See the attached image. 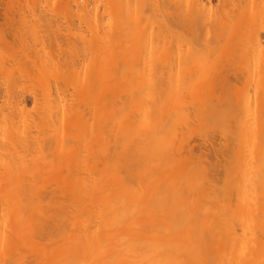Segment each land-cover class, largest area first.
Masks as SVG:
<instances>
[{"label":"bare ground","instance_id":"6f19581e","mask_svg":"<svg viewBox=\"0 0 264 264\" xmlns=\"http://www.w3.org/2000/svg\"><path fill=\"white\" fill-rule=\"evenodd\" d=\"M1 1H2V5L6 3L5 8L3 6L5 10L1 9L2 14H4V16L10 13L8 11L16 10V11H19L17 12L18 15L16 16L19 17L20 16L19 14H22L20 18L24 20L23 14H25L24 12L26 8H29L28 10L33 11L32 13L34 15L32 13L31 14L34 16L33 18L35 19L36 18L35 14H38L39 11L43 8V6L46 5L47 2L49 3L51 0H48V1L45 0L43 6H42L43 0L41 1L42 3H40V0H23V1L22 0L20 1L0 0V3ZM15 1L17 2V4L15 3ZM34 1H36V3ZM52 1L54 2L55 0H52ZM79 1L83 3L82 4L83 8L81 7L82 10L81 8H79L81 5L79 4ZM92 1L91 0H57V2L55 1L54 4L53 2L49 3L50 10H49V5L47 4L46 5L47 8L45 9V11L44 9L41 10L42 15L41 13L37 15V19L41 18L39 20L41 24L46 23L45 28H47L49 24L51 28V29L49 28L45 29L48 32L44 31V33L47 32V34L46 33L45 34L47 35L48 40H47L46 35L39 36L37 37V39L34 38L35 41L36 40L38 41V42L36 41L38 43V46L40 45V43L44 44V46L40 45L44 47V49L43 47H41L43 51L46 48H48V45H52L50 43H53L54 45L57 42L56 45L60 46V44H62L65 41V40L63 41L62 39L61 32L60 31L59 32L57 31L58 33L56 32L57 25L55 24L58 22L59 18L57 17L55 18V16L53 15L55 12L58 11L59 12L58 17H62L64 20L69 18L67 20L70 23V25L75 20H77L80 23H82L81 21H83V23L84 22L86 23L87 21L86 25L91 27V29H93L94 31L93 33V31L90 29L91 38L93 42H91L92 41L90 40L91 38H89L90 40L89 42L88 38L85 35L83 34L81 35V33H79L80 35L78 34L80 38L82 37L81 45H76L77 43L73 42V45L71 44L70 51H73L75 53L73 54V52L69 51L70 55H75L74 62L73 61L68 62L67 58L65 57L64 58L66 60L64 58L63 59L60 58L61 59L60 61V59L57 58L58 56L56 55V59H58L59 60L58 61L54 59V57H52V55H55L57 53L51 54V51H47L46 49L45 52L47 54L50 53L49 54V56H51L50 59L51 61H53V63L50 61L51 64L50 63L49 64L54 65V69L52 70L50 68L48 69L49 61H47L46 63V61L44 60L45 58L42 55L44 53H42L41 56L39 55L41 58L38 56V54H40L39 52H41L42 50L41 51L37 50L38 51L37 52L36 49H33L30 47L33 53L35 51L36 53H38L35 55V53L33 54L32 52H30L31 54H33V55H30V57L34 55L39 57V58L36 57L37 60L35 59V56L32 57L34 59L30 58L28 54L30 48L28 49V53H27V50L25 49V46L29 47V45L21 44L23 42L24 43L26 42V40H24L20 44L23 47V49L21 50L26 51L25 52L26 54L24 53V51L23 52L20 51L21 53L17 54V56H13L12 54L11 55L9 54L11 56L9 57V60L13 57L12 58L14 59L13 61L15 62L16 60L14 64L17 66L19 65L20 69H22L23 71L22 73V71L19 70V67H17L19 70V74L16 72L18 76L22 74V76L20 75L22 79L20 77L18 79V77L16 78V76L14 75L15 73L12 72L13 73L12 74L10 72L11 73L10 74L9 68L6 67L8 66L9 62L12 60L11 59L6 64L7 59L5 58L7 57L9 52L5 54L6 55L5 58L0 57L1 59L0 65L3 66V68H1L2 66L0 67V76H1L0 82H1V85L3 84L2 85L3 88L0 85V87L2 88L0 90L4 91L2 92L4 94V97L2 96L3 94H1L0 96L2 97V99L1 97L0 99L3 100L4 98L5 100L6 98L5 95L7 93L10 94V95L7 94L8 95L7 97L9 98L5 100L7 102L3 100L4 103L2 104L7 107V109H4L5 111H3V113L4 112L5 114L7 113L6 111L9 110L10 105L15 109L17 105L19 106V109L17 108V111L13 109L12 107H10V110L8 111L7 115H5L1 111L3 110L2 109L3 106L2 104L0 105V108H1L0 116L2 117V118L0 117V120L2 119V121L4 122L6 119L5 122L9 123V125H6L5 123V126L7 127L6 128L0 122L1 123L0 129L4 126L0 130L1 131L0 135L2 136V132L5 135V136L3 135L2 137L0 136L1 138L0 139V260L2 259L1 261H3L4 259L3 263L6 264L5 259L7 260L8 259L7 256L10 255L9 257L12 258L13 263L17 259L16 260L17 262L14 264H264V200H263L264 196L262 195L263 197L262 196H261L262 198L260 197L261 193L262 194L264 193L263 192L264 189L261 188L262 186H264L263 185L264 178H261V176L263 177L264 175V169H263L264 157H261V159H259V157L262 156V154H264V134L261 135V132L264 130V0H216L219 2V3L217 2L219 5L215 7L213 6L214 4L213 1L215 0H92ZM25 2H27V4ZM22 3L24 4L25 9L23 8ZM28 3H31V5H29ZM38 5H40V7ZM72 5L77 6V8L74 6L76 8V9L74 8L75 10H77L78 8L80 10L78 9L79 11H76L75 13H73ZM11 7L13 9H11ZM54 8H56L55 10L57 9L58 10L54 11ZM84 9L85 10L87 9L86 10L87 14H90L92 11H94V9H96V12H95V14L97 13L96 16H94L95 14L91 15L93 12L90 14L92 16V19H94L95 22L94 21L92 22L91 18H90L91 20L88 19L90 15H87ZM89 10H91V12H89ZM16 11H14V13ZM31 11L29 12L27 11L28 13L26 12L25 16L27 14H30ZM46 11L48 12V14ZM49 11L50 12L54 11V12L49 14ZM80 11L82 12L80 13ZM60 12L64 13L62 14L63 16L61 15ZM14 13L13 15L9 14L6 16V18L10 16L9 18H11V20L10 19L9 20L12 22V24L15 22L14 19L16 17ZM65 13H68V14H65ZM70 13L74 17H72ZM84 13L86 15H83ZM51 14L54 19L56 20L58 19L56 22L55 21L53 22L54 20L53 18L51 19ZM32 15H29V16H32ZM46 15H47V19L48 20L51 19V21H46L47 19L45 20ZM81 15H83L84 17H82ZM13 16H14V19H13L14 22L12 21ZM64 16H66V18ZM73 18L74 20H72ZM3 19H5V17ZM43 19L45 20V22ZM5 20L8 21V19H5ZM89 21L91 22L89 23ZM74 23L72 26L76 25V24L74 25ZM92 23L93 25H91ZM59 26L60 25H58V30L60 28ZM60 30L62 31V29ZM11 33H12V30H11ZM16 33H14V35ZM20 33L23 34V36H25L24 35L25 32L23 33L20 32ZM49 33H51V35ZM59 33L61 34L60 35L62 39L61 43H58V41L61 40L59 38V35H57ZM75 34L76 33L73 34L74 35L73 38L77 36ZM1 35H2L1 39L3 37L5 38V35L4 36L3 34ZM16 35H15L16 38L13 37V39L17 41L19 36L18 34ZM6 36H7V33H6ZM43 36H45L46 38L45 37L43 38ZM49 36L52 38H50ZM54 37H56L55 40L53 39ZM57 38H59L60 40ZM3 39L2 41L4 42ZM21 39L23 40V37ZM21 39L19 40L21 41ZM25 39L28 40V38H25ZM39 40L41 42H39ZM28 41L31 44L30 46H32V43H33L32 40L31 42L30 40ZM42 41L43 42L46 41V44L42 43ZM34 43L33 45L37 46L35 45L37 43L35 44ZM82 43L84 44L82 45ZM93 43L95 44V46H93L94 45ZM7 45L8 44H6V46ZM10 45L11 44H9L8 46ZM45 45H47V47ZM225 45H226V48H225ZM228 45H231L229 46L230 49L227 48ZM82 46L85 48L87 47V48L84 49ZM62 47L61 48L58 47V48L62 50ZM79 48H82L83 50H86V51L89 50L90 53L91 52H93L94 54L96 53L95 55H93L92 53L89 55H92V58L90 57L92 59L91 63L94 64L96 60V64H97V65L94 64L96 65L94 66L96 71L95 69H94L95 72L91 70L93 75L92 73L90 74V72L88 75V73L86 72L84 73V71H83L84 73L83 74L82 72H79V70H77L79 73L83 74V75L80 74L83 78L80 75L77 78L78 79L77 81H79L80 80L79 78L81 77V81H80L81 84L79 85L78 83L80 88L78 87L77 83H75V79H72L73 77H76V75H78V72L74 74V72L72 73V71H70L73 69H81L82 64H83L82 68H86L84 67L85 61L83 60L84 51ZM227 49L232 50V52L227 51ZM75 50H79L80 52L78 53ZM81 50L83 52H81ZM223 50H226L227 52L225 53H227L228 55H231L232 57L231 56L229 57L226 54L224 55ZM221 52L224 56L223 58H222ZM0 53L3 55L2 52ZM81 53L83 55H81ZM229 53H232V54H229ZM22 54H25V56ZM27 54H28V58H26ZM20 55L23 56V57L21 56L23 61L27 60V64H28L29 58L30 60L32 59L31 61H33V63L35 62L34 65L31 62L32 67L29 63V66L31 69L30 68L28 69L30 70L26 68L28 65L27 64L25 65V62H20L22 61L19 58ZM68 55H66V57ZM78 55L79 57L76 58V56ZM95 56H96V59L94 58ZM16 57L20 60H17ZM42 57H43V60H41ZM80 57H81V60L79 59ZM227 58L229 59L227 60ZM76 59H79L80 63L82 60L84 62L81 63V65H79V62ZM84 59L86 60V57H84ZM57 61L59 62V66L60 64L62 66L59 67ZM75 61L77 64L75 63ZM17 62L20 64H17ZM44 62L46 64L45 67L48 69V70L46 69L45 72L42 70V67L40 68V66L43 65ZM70 64L72 65V67H70L71 66ZM23 65L25 66L26 69L22 67ZM78 65L80 66V68L78 67ZM4 66L8 68L7 69L8 71L6 70ZM32 68L35 69L36 71L35 70L31 71L33 70ZM55 68L56 69L58 68L60 70L58 69L56 70ZM62 68L64 71L62 70ZM256 69H258L257 71V73L259 72L258 75L257 74L254 75V72L256 73ZM1 70H2V73H1ZM46 71H49V72H46ZM56 71H58V73H56ZM30 72L33 73V76ZM129 72H131L132 75L134 73L133 78H134V82L136 83H133V81L130 79L129 76L131 74ZM136 72H139V73H136ZM140 72H141V75H139ZM143 72L145 73L147 72V74L145 75ZM156 72H159L161 77L159 76V74L157 75ZM202 72L203 73L207 72V73L202 74ZM208 72L211 73L210 76ZM215 72L219 73L220 75L219 74L215 75L216 74ZM246 72L248 73L245 76L244 74ZM54 73L56 75H54ZM67 73L68 75L66 77ZM152 73L157 78L156 80L154 79L155 77L152 75ZM172 73L174 74V76L171 75ZM231 73H235V74H231ZM3 74H5V78L3 77L4 76ZM28 74L30 77L28 76ZM57 74H59L60 76H58ZM148 74L151 76L150 77L151 79L149 78ZM84 75L89 76V77L86 78ZM175 75H179L178 77L181 76L178 82H177L178 80L177 76ZM202 75L204 76L206 75L205 77L208 79L209 77L210 79L213 78L212 76H214L215 79L218 76L219 77L216 80L212 79L214 80V81L211 80L212 84L209 83L210 79L209 80L207 79L208 80L207 82L209 83V85L207 83V86H204L203 81H205L206 78L204 76L202 77ZM207 75L209 77H207ZM243 75L245 77H243ZM251 75L253 76L251 78L254 80H250L251 78L249 76ZM139 76H142L143 78ZM172 76L175 78H173ZM12 77H15L14 80ZM147 77L150 79V82L148 81ZM38 78L41 79L42 81L39 80ZM200 78H203V80L201 81ZM1 79L5 80L7 84H5L6 83L5 81H4L5 83L1 81ZM16 79H18V82H16L17 84L15 83ZM20 79L23 82L27 81L28 79L29 80L28 82L30 83L31 86L35 85V87L33 88L31 87L33 91V95H34L33 97L35 98L33 100L36 101L35 105L38 108V109L36 108L35 109L36 111H34L32 114L35 116H32L31 114H29V111L26 108H24L26 107L24 103L23 105L20 104L19 101H21L22 103V98H20V96H19L20 99L18 98L19 100L14 98L19 95L18 89L20 90V83H21ZM71 79L73 80L75 84V85L74 84L72 85L74 86L77 85V87L73 86L72 88ZM146 79L149 82L147 83L151 84L150 87H148V84H146L145 82ZM50 80H55V84L53 85ZM83 80H86V81H83ZM9 82L11 85L12 84L13 85L10 86ZM32 82L34 84H32ZM137 82L139 83L142 82V83L141 85H139ZM242 82H244V84H242ZM68 83H69V86L71 85V89L73 91L69 89L68 85H66ZM4 84L6 85L7 89L4 87ZM241 84L243 85L241 86L242 89H239L241 88L239 87ZM36 85L37 87H39L40 90L36 88ZM205 85H206V82H205ZM8 87H9V90H8ZM133 87L135 88L132 89ZM145 87L146 88L148 87L149 89L147 88V91H146L144 90L146 89ZM13 88L17 89L16 90L17 96L14 93L15 89L14 91H12ZM140 88H142L144 92L148 93L149 95L145 93L147 97L146 96L141 97L142 96L141 93L143 90H141ZM253 88H255V92L257 94L254 91H252ZM139 89L141 91H139ZM150 89H152V91H150ZM134 90L140 92L141 94L140 98L142 100L137 98V96L140 94H137L139 92L134 93ZM173 90L175 91L174 92L175 94H173ZM234 90L235 92L236 90L237 91L240 90L238 93H240L241 96L239 97V95H237V92L234 93L233 92ZM69 91H71V93H68ZM153 91L155 92V94H153ZM250 92H254L253 93L254 98L252 96L253 94ZM34 93H38V94H34ZM66 94L67 96L64 97ZM130 94H132L133 99L134 98L138 99V100L136 99V101H140V100L141 101L136 102L135 99L133 101L132 96H129ZM161 94H164V95L166 94V95L164 96ZM177 94H179V98L177 97L179 101L176 104H173L174 102L177 101L175 99L176 96H178ZM233 94L235 96H238L239 98L234 97ZM11 95H13L14 97ZM68 95L72 100L68 99L69 98ZM70 95H72V97ZM154 95H157L155 96L156 99L158 98L160 99V97L162 96L166 97V99L162 97L161 99L163 98L165 99L164 102H162L163 100L161 99L156 100L155 97H152ZM169 95L175 96L174 98H172L173 102L170 101L171 97ZM120 96H123L124 99ZM124 96H127L126 99L128 97L131 98L132 100L130 102L131 104L129 103L128 105V103L125 102L126 99ZM148 96H151L150 101L153 103V105L148 100ZM168 96H169V99H168ZM10 97H13L14 99ZM233 97L236 99L233 100ZM130 98L127 99V102L128 100L130 101ZM122 99L125 101L121 102L120 100ZM153 99L159 102H156L157 103L156 104L155 100ZM15 100H17V103L15 102ZM66 100H69L68 106L65 105L64 103L66 102L67 104L68 101ZM75 101L78 103H76ZM86 101H89V102H86ZM119 101L121 102L120 105H119ZM62 102L65 106L62 105ZM124 102L128 106L124 105L125 104ZM170 102H172L173 106L170 105ZM87 103H89L90 105H88ZM39 104L42 107H39ZM144 104L145 105L147 104L149 106L152 105V107L150 108L149 106H147L151 113L149 112L147 113L148 111V108H147V111L144 110V115H143L142 113L143 111L141 109L145 107ZM139 105L140 107L142 106V108L140 107L138 108ZM253 105L255 106L254 110L256 112H257L256 109H258L257 113L254 112V110L251 108ZM123 106H125V108L130 107L129 112L126 109L127 110L126 114H125L124 108H122ZM60 107L62 108L61 111H60ZM80 108H82V110ZM87 108L89 109V111L87 110ZM121 108L123 110L122 113L120 110ZM12 110L13 111L15 110L17 113L23 110V112L21 111L20 113H22L23 115L24 112H26V114L29 117L25 114L24 115L25 117H23V119L21 118L22 120L21 121L19 118L21 115L20 114L17 115L15 111L14 112L16 115L14 113L12 115L11 114L13 112ZM63 110L65 113H61L63 112ZM10 111L12 112L10 113ZM67 111L68 113H66ZM88 112H89V115L87 114ZM119 112L122 115L121 114L118 115ZM132 113L135 116H133ZM137 113H139V116L141 114L142 116V117L140 116L141 119L138 118ZM173 113L175 114L177 113L176 116ZM2 114L5 116H3ZM10 114L12 116H9ZM39 114L42 117L41 122H40V116H38ZM171 114H173L172 115L173 118ZM253 114H255L256 117ZM117 115L120 118L119 117L117 118ZM252 115L255 117V118L253 117L254 120L252 118ZM15 116H18V117H15ZM36 116H37V120L34 119V117L36 118ZM128 116H130L131 119L133 120H131ZM247 116L251 117L252 120L249 119V121H247L249 118ZM3 117H6V118H3ZM7 118L9 119V121H7L8 120ZM15 118H17V121L18 122L20 121V122L19 123L17 121L14 122ZM26 118L29 120L27 121ZM208 118L210 119V122L212 120L211 125L212 124L214 125L215 122L216 124L214 126L208 125L209 123L208 122L209 120H207ZM172 119L175 120L174 122L176 124L172 122L173 121ZM213 119L214 120L216 119L215 122L213 121ZM120 120L124 122L122 129H120L121 126H118L120 125ZM205 120H206V123L208 122L207 124L205 123ZM256 120L257 122H255ZM31 121L34 122V124H32ZM90 121L92 122L90 123ZM230 121H232V124ZM23 122H24L23 128H20ZM221 122L222 124H220ZM242 122L244 124H242ZM247 122L249 123L252 122V123L247 124ZM253 122L255 123L256 126L253 125L254 124ZM29 123L31 124V126L29 125ZM57 123L61 124V125H58V128H57ZM126 124L128 126H126ZM178 124L180 125L178 126ZM201 124L202 126L205 125V127H202V126L200 127L199 125ZM39 125H41V127ZM171 125H173L172 126L173 128H171ZM229 125H231V127ZM261 125L263 126L260 127ZM10 126L12 127L9 129ZM59 126H61L62 129ZM63 126L64 127L67 126V128H70L71 130H68L66 133H63V129H64ZM184 126L186 127L187 131ZM235 126H238V127H235ZM25 127H27V129ZM135 127L138 128L136 129L137 132L134 130ZM179 127H183L184 129L180 128V131H179L178 129ZM194 127H198V129L195 128L197 129L195 130ZM223 127L225 128L226 131L224 130ZM192 128L197 132L194 133L193 132L194 130ZM200 128H203V129H200ZM235 128H237L236 129L237 131L235 130ZM247 128H252V129L249 130ZM6 129H8V132H6L7 131ZM31 129H34V131ZM36 129L40 131L39 133L41 136L38 134V131H35ZM51 129L55 133H53ZM168 129L169 131L171 130V132H172V129H175L176 131H178V134L175 135V133L177 132L174 130V132L172 133L170 132L169 134V135H172L171 137H166L165 133L167 134L169 133L167 132ZM204 129H206V132ZM212 129L214 131H212ZM28 130L29 131L31 130L32 133H29ZM43 130L44 132L42 133ZM46 130H48L49 132L48 131L46 132ZM139 130L142 133L145 132V134L143 133L144 136L142 137L138 136L139 137L138 138L135 135L140 134L138 132ZM246 130H247V134L245 133ZM256 130H258L259 132ZM86 131L87 132L89 131L90 133L89 132L87 133ZM211 131L215 132L213 133V135H216L217 131L218 132L222 131L221 133L222 135L224 134V137L219 135L220 132L216 136L218 137L219 135V139L223 137L222 138L223 142L219 141V143L216 144L218 142V140L216 139L217 137L214 138L213 136L212 138V135L208 137V138H211L209 142H205L204 139L205 138L208 139L206 136H208L211 133ZM57 132L58 133L61 132L60 136ZM68 132H70L69 134L74 137H70ZM129 132L131 134H129ZM181 132H183V134ZM199 132L205 133L204 134L205 137L203 136V134L201 135ZM207 132L209 133L208 135H207ZM226 132L229 133V136H231L230 134H232V136L234 137L237 135L236 136V138H238L237 141L240 142L243 140L244 146L242 145L243 141L242 143L240 142L241 144L239 142L236 143L235 142L236 139L232 136H231L232 140H234L233 142H231L232 140L229 139L230 138L229 136H228L229 138L227 137L228 139L225 141L224 139H226L225 137ZM188 133L192 134L195 138H193L192 135H188ZM256 133L261 137L257 138L258 136ZM29 134H31V136ZM54 134L57 138L60 137V140L62 139L63 142L57 139L56 137H54L53 136ZM127 134H129V137ZM198 134L203 136L202 140L200 138L201 136L199 137ZM253 134H254V137L252 136ZM26 135L27 137H29L28 140L25 137ZM51 135L55 139L52 140ZM124 135L127 136L126 139L129 138V140H126V144L122 143L124 145V146L122 145L123 146L122 147L120 146L121 145L120 143L122 142L121 137H124ZM131 135H133L134 137L132 138V140L130 139ZM182 135L183 136L185 135V136L183 137ZM242 135L246 136L247 138L246 141L248 140V142H245L244 140L245 137H243ZM45 136L46 137L49 136V137L46 138ZM76 136H79L78 138H82V139L83 138L85 139V137L87 136L95 138L93 139V142L91 141L92 143L95 142V144L93 145L96 146V148L95 146H92L91 148L92 149L91 151L93 152L92 156L90 153L91 151L87 149L89 150V152H87L85 148H84L85 152H87L85 153L86 156L83 154L84 149H83L82 144H81V147L78 146L80 143V141L79 142L77 141L78 138L75 139L77 141V144L73 143V146L76 145L75 146L76 149L75 147L73 148V146L71 145L69 147L68 146L66 147V145L65 146L63 145L64 142H65L64 144H66L67 141H70L69 139H72V138L74 139ZM118 136L120 137V139ZM197 136L199 138L198 139L199 142L198 140H196L198 143L195 140H194L195 142L193 141V139H196ZM251 136L253 140L249 138ZM35 137L38 138V140H40L41 142L43 141L42 143L44 144L47 143L44 140L47 141V139L50 138L51 141L50 139L48 141L54 142L55 144H52L54 147H52L51 144H50L49 149L47 148L49 144H47V147L45 145L46 148L42 147L44 144L39 142ZM188 138L190 139V141H188ZM123 139H125V137ZM23 140L24 141L27 140L26 142L33 140L32 143L34 142V144L35 143L37 144L41 143V144L34 145L31 142H28L26 144L24 143ZM64 140H67V141H64ZM75 140H71V142L72 141L74 142ZM85 140L86 141L88 140L89 145H92L90 144L89 138H86ZM86 141L85 143H87ZM192 141L194 142V144ZM200 141H203V144H201ZM227 141L231 142L230 144L236 143L235 145L234 144L232 146L230 145L231 147H234L235 149L231 148L229 144H226L228 143ZM254 141L255 143H253ZM71 142L70 143L67 142V143L71 144ZM188 142L190 143L192 142L191 144L193 145H190V143ZM220 143L224 147L226 145L225 147L226 149L227 147H230L227 149V153L230 150L232 151V154L236 151L233 154V156L230 152L228 153L229 155L225 156V154H227L225 152L226 149L224 147L223 149ZM245 143L246 144L249 143V147ZM15 144L16 145L21 144L20 148L22 149V151L21 149H19V151L17 152L18 149H15ZM28 144H30L29 146L33 147V149H36L38 153L36 152L35 154L33 150L28 151L31 148L30 147L28 149L29 147ZM252 144L253 145L255 144V145L251 149L250 147L253 146ZM56 145L57 146L59 145L61 147L58 146V148L57 147L55 148ZM195 145H196V148H198V150L200 151L198 152L199 155L198 153L197 154L195 153L197 151L192 150V149H195ZM199 145L201 146L197 147ZM215 145L217 146L220 145L221 146V147L219 146L220 149L219 147H215ZM38 146H40V148L42 147L43 152L44 150L47 151L48 149L47 153H50L49 151L51 150V147H52L53 148L51 151V153L53 152L52 157L53 158L56 156L57 157L54 159L51 158L50 157L51 153H50V155L48 156L50 157V160L52 161L50 160L43 161L42 159L45 156H43L44 154L42 153L41 149ZM241 146L244 149L241 150L242 148ZM24 148L26 149L23 150ZM61 148L67 149L68 151L67 157H65L66 152H64L63 154L60 153V152L65 151V150H61ZM71 148L74 150H71ZM118 148L121 149L120 151H122V152H119L120 154L118 153V150H119ZM215 148L218 150H221V149L222 150L220 152L216 150ZM127 149L129 150L127 151ZM239 149L241 151H239ZM160 150H162V153H164L163 154L164 156L162 155ZM245 150L247 151V153L245 152ZM40 151L41 153H39ZM80 151H83L81 152L83 155L80 154ZM124 151H126L125 152L126 154H128L129 152V155L126 156ZM130 151L132 152L133 157L130 156L131 155ZM169 151H172L171 153L175 151V153L173 154L168 153ZM193 151L195 152L192 153ZM29 152L30 153L32 152L31 154H33V156L35 157L34 159H31L33 158V156L30 157L31 154L29 156H26L28 155ZM218 152L222 153V156L220 155L219 156L223 158L218 159ZM122 153L126 156V158H124L125 156H123ZM158 153L160 156L158 155ZM69 154H71L70 157L68 156ZM156 154L158 157H155ZM248 154H250L249 157L252 156V154H254L252 156V159L248 157ZM201 155L206 156V157L212 156L213 160L216 156L218 160L225 159L224 162H227L228 159L229 160L232 159L230 160V162H228V164L223 163V161L222 162L220 161L219 163V164L221 163L225 164L224 166L223 165L222 166L225 168V172H229V173H225L226 181L225 183L223 182L224 184L223 183L222 184L228 185V186H225L226 188L227 187L230 188L231 186L233 187L235 185L233 188H236V190L239 193L238 195L235 189L229 190V191L227 190L228 194L224 192L225 196L220 194L221 192L220 191L218 192V190L215 189V187H219L217 189L222 191V188H220L222 187V185H218V184H217L218 186L215 185L216 183H218L215 180L216 175L215 174L212 175V173H209L210 170L207 171L208 167H211V169L214 170L212 168L213 164H211L210 166L207 165V162L209 163H213V162L208 161V159L210 160V158L207 159L206 157L204 158ZM38 156L42 158L40 159ZM84 156L86 157V159H88V161L85 162L86 159L84 160L85 158ZM90 156L93 158H91ZM129 156L130 158H132V160L129 158ZM192 156H193V159L195 160L199 156H201L200 157L201 161H200V158H198L197 161L190 160L192 159ZM4 157H5V160H4ZM6 157L8 158V161H6L7 160ZM63 157L64 159H66L64 161L66 163H64L63 160H61L63 159ZM118 157H119V160H117ZM128 158L130 160H128ZM141 158L142 159L145 158V161H143L142 164L144 162L145 164L147 163L146 158L151 161H153L152 159L157 160L151 163L148 162V164L150 165L152 164V166H155L156 162H158L159 159H161V161L163 159L162 162L164 163L165 161L167 164H165L166 167L163 168L162 167L163 164L161 165L162 162L159 161V163H157L158 165H156L157 168L155 167V170L152 167L151 169L150 167L148 169L147 168L148 164L146 165V168L141 167L144 165V164L142 165L140 162ZM203 158L204 160L206 159L205 163L208 167L204 165V163H200L204 161V160L202 161ZM35 159H37L36 162H35ZM125 159L128 160L129 164L128 162H126L127 160L125 161ZM212 159L211 161H213ZM233 159L236 160L237 162L234 161ZM246 159L247 161L251 159L252 162L251 160H249L250 162L249 161L246 162ZM22 160L24 161V163L22 162ZM123 160L127 163V165L124 164L125 162ZM18 161H21V163ZM27 161L31 163L30 167L27 166L28 164L30 165V163H28ZM48 161L50 163H48ZM92 161L95 163H93ZM131 161L132 163H130ZM69 162H70V165L68 164ZM61 163L64 165H61ZM72 163L74 165H72ZM85 163L86 165L87 163L91 164V167L90 166L88 167V165L86 166ZM120 163L121 164L123 163L124 165L123 164L121 165ZM153 163H155V165H153ZM195 163L197 164L195 165ZM67 164L70 167L67 166ZM214 164H216V161H214ZM252 165L254 167L252 168L254 171H256V168L260 169V170H257V171H260V172H257L258 174L255 173L256 176L259 175L260 177L254 176L255 174L251 172L252 175L254 174L253 177L257 178V181L259 184H257V181L255 182L253 181L254 178L251 177V175L247 174L250 171H253L251 169ZM62 166L64 167L59 168ZM121 166H123V168H121ZM196 166L197 168L198 167H201V168L198 170L197 168H195L194 170V167ZM248 166L249 168H247ZM258 166H260V168ZM83 167H86L87 169ZM232 167L233 168L236 167V168L232 170ZM160 168H163L161 169V173H160L161 176L160 174H158L160 171ZM243 168L245 169V172L243 171L244 170ZM152 169L154 171H157L158 169L157 173L154 172ZM246 169H249V171L247 172ZM152 171L154 172V175ZM194 172H195V175H194ZM203 172L205 176L208 175V178L211 177L212 178L211 180H214L213 181L214 183L210 180L212 183L209 182L210 185L207 184L208 183L207 177L205 178L203 175L202 178L204 177L205 179L201 178V174H203ZM232 172L233 174H231ZM155 173L157 175H155ZM197 173L199 175H197ZM229 174L233 176L235 175V176L233 177ZM237 175H240V177H238ZM244 175L245 176L247 175L246 179L244 178L245 177ZM195 176H198V177H195ZM236 176H237V179H239V183H237V180L235 179ZM190 177L192 180L189 179ZM230 177L232 178V180L230 179ZM247 179L249 180L248 181L249 183L244 182V180L247 181ZM189 181L190 182L194 181V184L193 182H191L192 183L191 185ZM251 181L252 183H250ZM200 182H202V185ZM262 182L263 184H261ZM203 184H204V187H203ZM211 184L214 186V188L211 187L212 186ZM243 184H247V186ZM186 185L188 186V188L190 187V189H188ZM243 186L246 187L244 189L245 191L250 190L251 194L249 195L248 191L247 193L250 197H253L252 199L251 198L250 200L245 199L247 198L248 195H246L247 194L246 192H245L246 194L244 193V190L242 194ZM192 187L194 190L191 189ZM250 187L252 188L254 187L253 189L255 191L254 190L252 191V188L250 189ZM197 188L200 189L201 192L200 190L198 191ZM257 189L258 191L260 190V193L256 191ZM192 190L193 192L195 191L194 196H193V192H192V196L190 195ZM206 190L208 191L211 190V191L210 192L207 191L206 193ZM181 191H183L182 193L185 196L181 193ZM231 191L236 192L235 197H234L235 199L233 197L231 198L228 197L229 194L233 193V192L231 193ZM251 191L255 193V195ZM184 192H189L190 194L188 193L189 195H186V193ZM216 192L217 194H219L218 196L216 195ZM256 192L258 193L257 195L260 194L258 197H256L257 196ZM168 194H171V196L169 195V197L171 199L173 198L172 200H170V198L168 197ZM211 194H215L216 197ZM243 195L245 197H242ZM211 196H214V197H211ZM220 196L221 198H219ZM232 198L234 200H231ZM237 198L240 200L239 202L237 201L238 200ZM258 198H260L261 201ZM219 199L221 201H219ZM241 199H244L246 202L248 200L249 202L251 200L253 202L251 201L250 203H245L244 200H241ZM214 201L217 203V205ZM222 201H223L222 205L226 207V209H223L224 213L226 212L228 216L222 212L223 211L222 208H224L222 207L220 203ZM242 201L244 203L243 204L244 207L243 205H241ZM233 203L234 204L236 203L235 204L236 206ZM220 205H221L220 212H222L223 214L219 212ZM235 207L238 208V211H235V209H237ZM241 207L244 208V209L242 208L243 212L240 210ZM245 210L246 212L244 213ZM247 211H249L250 213H247ZM233 213H237V214H233ZM246 213L248 215H245ZM218 214L219 215L222 214V215L219 216ZM223 215L224 217H222ZM249 216L251 219L249 218ZM228 217L229 218L231 217L232 219L231 218L229 219ZM226 218L228 220H225ZM6 219H9V220L7 221ZM236 219L237 221H240V220L241 221L237 222ZM244 219L251 220V221H247L248 223L253 222L254 224L255 221L257 223L255 225L249 223L246 226V225H243V223L245 224L246 221H243L242 223V220ZM222 220L223 221L225 220L224 221L225 224L223 223L224 226L221 227V224L223 222ZM232 222L234 223L233 225H232ZM236 223H239V224H236ZM236 225L238 227L240 226L238 228V231L240 230L239 231L240 234L238 231L235 230V228L237 227ZM233 226L235 228H233ZM256 226H260V227L258 228ZM223 227L225 231L223 229L221 230V228ZM247 227L248 228L250 227L249 229L251 230L250 231L251 236H249L250 234H247V231L249 233V229ZM240 228H242L243 230L247 228L246 229L247 231L244 230L245 232L244 233L243 230ZM260 228L261 230L258 231ZM255 229H257V231ZM255 232H258V233H255ZM13 247H15L16 250H14ZM4 249H5V252H4ZM16 254L17 256H14ZM1 255H4V256L1 257ZM11 258H9L8 260L11 261ZM13 258H15V260ZM1 261H0V264H1ZM6 262L7 264L8 263L10 264L9 261H6Z\"/></svg>","mask_w":264,"mask_h":264},{"label":"rangeland","instance_id":"374dc122","mask_svg":"<svg viewBox=\"0 0 264 264\" xmlns=\"http://www.w3.org/2000/svg\"><path fill=\"white\" fill-rule=\"evenodd\" d=\"M17 1H20V0H17ZM22 1H23V0H22ZM22 1H21V2H22ZM41 1H42V0H40V3H42ZM46 1H48V0H46ZM55 1L57 2V0H55ZM55 1L53 2V1L51 0L50 2H53V4H54ZM91 1H92V0H91ZM31 2H32V1H31ZM34 2L36 3V1H34ZM37 2H39V1H37ZM44 2H45V0H43L42 6H43ZM50 2H49V3H50ZM217 2H218V1H216V0L213 1V3H214L213 6H214V7L219 5V4H218L219 2H218V3H217ZM15 3L17 4L16 1H15ZM25 3L27 4V2H25ZM49 3L47 2L46 5H47V4L49 5ZM92 3H93V1H92ZM3 4H4V2H3ZM5 4H6V3H5ZM5 4L2 5V1H1V3H0V5H1V7H2V8L0 7V19H1V20H0V24H2V25H0V29H1V30H0V52L3 53V52L5 51V52L3 53V55L0 53V54H1L0 57L5 58V57H6L5 54H7V53L9 52L8 55H7L8 58H7V57L5 58V59H7V60H6V64H7L8 61H10V60L13 58V57H12V58L9 60V57H11V56H10L11 54H12L13 56H17V54H20L21 52L24 51V50H23V51L21 50V49H23V47L21 46V44H23V45H25V44L27 45V44H28L29 47H28V46H25V49L27 50V53H28V49H29L30 47L33 48V49H36V51H37V50H38V51H41V50H42L41 52H39L40 54L36 53V51H35L34 53H35V55L38 54V56H39V55L41 56V54L44 53V54H42V55L44 56V58H45L44 60L46 61V63H47V61H49V62H48V69L50 68V69L52 70V69H54V65H53V64L50 65V64H51V62L53 63V61H51V59H50V58H51V56H49L50 53L47 54V53L45 52L46 49H47V51H51V54H52V53H57V54H55V55H52V57H54V59H56V55H57V56H58L57 58H59V59H60V58L63 59V58L65 57V58H67V61H68V62H69V61H70V62H71V61L74 62L75 55H70L69 51L71 50L70 47H71V44L73 45V42H76V43H77V44L75 43L76 45H81V42H82L81 39H82V37L80 38V37L78 36V34L81 33V35H82V34L85 35V36L88 38V40H89V38H91V32H90L91 27H89L88 25H86V24H87V21H86V23H85V22L83 23V21H81L82 23H80V22H78L77 20H75V21H73V23L76 22V23H74V25H75V24H76V25H75V26H72L73 23L70 25V23H69L68 20H67V19H69V18H67L66 20H64L62 17H58V15H59V14H58L59 12L57 11L58 9L55 10L56 8H54V11H57V12H55L53 15L55 16V18H56V17L59 18V20H58V19H57V20H58V22L60 23V24H59L58 22H57L58 24H57V23H56V24L54 23L55 25H57V30H56V32H57V31H58V32L60 31L62 35H61L60 33L57 34V35H59V38H60V39H61V36H62L63 41H64V40H65V41H64L62 44H60V46L56 45L57 42H56V44H54V45H53V43H50V44H52L54 47H53L52 45H48L49 50H48V48H46L47 45H45V46H46V47H45L46 49L43 51V49H44V47H43L44 44H41V43H40V45H43V46H40V45L38 46V43H37L38 41L36 40V41H37V42H36V41L34 40V38L37 39V37H39V36L46 35L48 31L45 30V29H48V28L51 29L50 26H49L50 24H49V25L47 24L49 27L47 26V28H45V27H46V26H45L46 23H42V24H41V23L39 22V20L41 19L40 17H38V18H40V19H37V15H38V14L41 13V15H42L41 10L44 9V11H45V9L47 8L46 5H44L42 9L40 8L41 10L39 11L38 14H35V16H36L35 19H36L37 21L33 18V17H34V16H33L34 14L32 13L33 11L28 10L29 8H26L25 12L23 11L25 14H26L27 11H28V12L31 11L30 14H27V15H26L28 18L25 16V14H23V18H24V20H23L22 18H20V16H22V14H19V15H20L19 17L16 16V15H18L17 12H19V11L14 10V11H16L15 13H14V11H12V10L8 11V12H10V13H8L7 15H9V14H12V15H13V13H14L15 16H16L15 19H14V16L12 17V21L14 22V20H15V22L12 24V22L10 21L11 18H9L10 16H9L8 18H6L7 15L4 16V14H2V10H1V9H4V8H5V6H6ZM19 4H21V3H19ZM22 4H23V3H22ZM26 4H25V5H26ZM28 4L31 5V3H28ZM79 4H81L80 7H79V8H81L83 3H81V2L79 1ZM40 5H41V4H40ZM40 5H38V6L40 7ZM3 6H4V8H3ZM22 6H23V8L25 7L24 4H23ZM42 6H41V7H42ZM74 6H75V5H72V7H73V9H72L73 11H72V12H73V13H75L76 11H79V10H80L79 8H78L79 10H78V9L75 10V9L77 8V6H75L76 8H75ZM51 7H52V6H51ZM23 8H22V10H23ZM74 8H75V9H74ZM82 8H83V7H82ZM82 8H81V10H82ZM11 9H13V8L11 7ZM24 9H25V8H24ZM51 9H52V8H51ZM4 10H5V9H4ZM49 10H50V5H49ZM74 10H75V11H74ZM84 10H85V9H84ZM86 10H87V9H86ZM86 10H85V11H86ZM92 10H93V9H92ZM233 10H234V8H233ZM54 11H53V12H54ZM85 11H83V12H85ZM11 12H12V13H11ZM28 12H27V13H28ZM46 12H47V11H46ZM53 12H50V11H49V14H50V13H53ZM81 12H82V11H80V13H81ZM89 12H91V10H89ZM92 12H93V13H92ZM92 12H91L92 14L90 13L91 15L95 14L96 9H94V11H92ZM3 13H4V11H3ZM5 13H6V12H5ZM20 13H21V12H20ZM31 13H32L33 15H32ZM60 13H61V15L64 14V13H62V12H60ZM77 13H78V12H77ZM1 14H2V15H1ZM45 14H46V13H45ZM47 14H48V12H47ZM55 14H57V15H55ZM65 14H68V13H65ZM70 14H71V13H70ZM86 14H87V11H86ZM86 14L84 13L83 15H86ZM90 14H87V15H90ZM96 14H97V13H96ZM96 14H95L94 16H96ZM236 14H237V12H236ZM29 15H32V16H29ZM61 15H60V16H61ZM71 15H72V14H71ZM74 15H76V14H74ZM77 15H78V14H77ZM83 15H81V16L84 17ZM91 15L88 17V19H90V18L92 19V16H91ZM2 16H4L5 19H8V21L5 20V19H3L4 17H2ZM24 16H25L27 19H26ZM39 16H40V15H39ZM43 16H44V15H43ZM49 16H50V15H49ZM62 16H63V15H62ZM97 16H98V15H97ZM30 17H31V18H30ZM45 17H46V18H45ZM45 17H44V18H45V20H46V19H47V15H46ZM64 17L66 18V16H64ZM72 17H74V16L72 15ZM77 17H78V16H77ZM85 17H86V16H85ZM16 18H17V19H16ZM19 18L21 19V21H20ZM42 18H43V17H42ZM52 18H53V16H52V14H51V19H52ZM95 18H96V17H95ZM9 19H10V20H9ZM13 19H14V20H13ZM51 19H50V20L47 19L46 21H51ZM53 19H54V18H53ZM78 19H79V18H78ZM91 19H90V20H91ZM97 19H98V17H97ZM18 20H19V21H18ZM43 20H44V19H43ZM43 20H42V21H43ZM45 20H44V22H45ZM57 20L54 19L53 22H54V21L56 22ZM72 20H74V18H73ZM81 20H82V19H81ZM6 21H7V22H6ZM42 21H41V22H42ZM93 21H94V19H92V22H93ZM21 22H22V23H21ZM34 22H35V23H34ZM53 22H52V23H53ZM70 22H72V21H70ZM90 22H91V21H89V23H90ZM94 22H95V21H94ZM38 23H39V25H38ZM35 24H36V26H35ZM43 24H44V25H43ZM78 24H79L80 26H79ZM58 25H60V26H59V27H60L59 30H58ZM61 25H62V26H61ZM91 25H93V23H92ZM12 26H13V27H12ZM70 26H71V27H70ZM3 27H4V29H3ZM38 27H39V29H40V27H41V29L39 30ZM42 27H43V28H42ZM11 28H12V29H11ZM18 28H19V29H18ZM21 28H22V29H21ZM9 29H10V30H9ZM17 29H18V30H17ZM60 29H62V31H61ZM11 30H12V33H11ZM52 30H54V29H52ZM91 30L93 31V29H91ZM15 31L18 32V33H16ZM26 31H27V32H26ZM36 31H37V32H36ZM38 31H39V32H38ZM42 31H43V32H42ZM44 31H47V32H45L46 34L44 33ZM20 32H22V33L25 32L26 34L24 33V35H25V36L27 35V36H26V37L23 36V34H21ZM30 32H31V33H30ZM51 32H52V31H51ZM54 32H55V31H54ZM54 32H53V33H54ZM58 32H57V33H58ZM6 33H7V36H9V37L6 36ZM14 33L18 34V36H19V38H18L17 41L13 39V37H14V38L17 37L16 34H15V35H16V37H15ZM27 33H28V34H27ZM29 33H30V34H29ZM37 33H38V34H37ZM39 33H40V34H39ZM42 33H43V34H42ZM74 33H76L75 35H77V36L73 38V36H74L73 34H74ZM93 33H94V31H93ZM1 34H3V36L5 35V38H4V37H3L4 39L2 38V39L4 40V42H3L2 39H1V36H2ZM9 34H10V35H9ZM20 34H21L22 36H21ZM49 34L51 35V33H49ZM49 34H48V35H49ZM55 34H56V33H55ZM70 34H71V35H70ZM30 35H32V36H30ZM34 35H35V36H34ZM37 35H38V36H37ZM60 35H61V36H60ZM79 35H80V34H79ZM93 35H94V34H93ZM93 35H92V36H93ZM20 36H21V38L23 37V40L20 38ZM33 36H34V37H33ZM54 36H55V35H54ZM70 36H71L72 38H71ZM10 37H11V38H10ZM24 37H25V38H28V40H30V42H31V40H32L33 43H34V41H35V43H37V44H35V43H34V44L37 45V46H34L33 43H32V46H30L31 44H30L29 41H28L27 39H25ZM30 37H31V38H30ZM32 37H33V38H32ZM44 37H45V36H43V38H44ZM46 37H47V35H46ZM46 37H45V38H46ZM49 37H50V36H49ZM64 37H65V38H64ZM29 38H30V39H29ZM41 38H42V37H41ZM43 38H42V39H43ZM50 38H52V37H50ZM55 38H56V37H54L53 39L55 40ZM59 38H57V39H59ZM69 38H70V39H69ZM6 39H7L8 41H7ZM11 39H12V40H11ZM19 39H21V41H20ZM53 39H52V40H53ZM57 39H56V40H57ZM60 39H59V40H60ZM62 39H61L60 41H58V43H61ZM93 39H94V38H93ZM13 40H14V41H13ZM24 40H26V42H28V43H26V42L24 43V42H23ZM44 40H46V39H44ZM47 40H48V37H47ZM49 40H50V39H49ZM90 40H92V38H91ZM90 40H89V42H90ZM5 41H6V42H5ZM15 41H16V42H15ZM86 41H87V40H86ZM14 42H15V43H14ZM21 42H23V43H21ZM39 42H41V41L39 40ZM53 42H54V41H53ZM91 42H93V40H92ZM20 43H21V44H20ZM42 43H45V44H46V41H44V42L42 41ZM54 43H55V42H54ZM65 43H66V45H65ZM6 44H8V45L11 44L12 46H11V45H10V46H8V45L6 46ZM83 44H84V43H82V45H83ZM87 44H88V43H87ZM93 44H94V43H93ZM55 45H56V46H55ZM61 45H62L64 48H63ZM64 45H65V46H64ZM57 46H58L59 48L62 47V50H60ZM86 46H88V45H86ZM93 46H95V44H94ZM229 46H231V45H228L227 48L230 49ZM7 47H8V49H7ZM34 47H36V48H34ZM39 47H40V48H39ZM41 47H43V49H42ZM50 47H51V48H50ZM52 47H53V48H52ZM79 47H80V46H79ZM82 47H83V46H82ZM90 47H91V46H90ZM31 48L29 49V53H28V54H29V57H30V55H33V54H34V53L31 51V50H32ZM38 48H39L40 50H39ZM74 48H76V47H74ZM83 48L86 49L87 47H86V48L83 47ZM225 48H226V45H225ZM79 49H82V48H79ZM90 49H91V48H90ZM93 49H95V48H93ZM229 49H227V51H229V52L231 51V52H232V50H229ZM231 49H232V47H231ZM73 50H74V49H73ZM82 50H83V49H82ZM82 50H81V52L84 51L83 60H84L85 62L82 60L81 63L84 62V67H86V68H82V67H83V64L81 65V63L79 62V61L81 60V57H80V58H79L80 60H79V59H76V60H78L79 65L82 66L81 69H73V70H70V71H72V73L74 72V74L78 72L77 70H79V72H82V73H83V71H84V73L86 72V73H88V75H89V72H90V74H91L92 71H93V72L96 71V69L94 68V66L97 65V64H96V60H95V62H94V64H96V65H94V64L91 63V61H92V59H91V58H92V55H89V54L92 53L93 55H95L96 53H95V54H94L93 52L90 53L89 50H88V51H86V50H83V51H82ZM6 51H7V52H6ZM20 51H21V52H20ZM33 51H34V50H33ZM38 51H37V52H38ZM75 51H77L78 53L80 52L79 50H75ZM85 51H86V52H85ZM94 51H95V50H94ZM227 51H226V50H223L224 55H225V54L228 55L227 53H225V52H227ZM25 52H26V51H24V53H25ZM30 52H32L33 54H31ZM70 52H73V51H70ZM95 52H96V51H95ZM58 53H59V54H58ZM60 53H61V54H60ZM68 53H69V55H68ZM74 53H75V52H73V54H74ZM78 53H77V54H78ZM9 54H10V55H9ZM25 54H26V53H25ZM25 54H22V55L25 56ZM28 54H27V57H26V58H28ZM85 54H86V55H85ZM229 54H232V53H229ZM22 55L19 56V58L22 60V61H20V62H25V65H26V64H27V60L24 59L25 61H23V59H22L23 56H22ZM35 55H34V56H35ZM59 55H60V56H59ZM66 55H68V56L66 57ZM79 55H80V54H79ZM79 55L76 56V58L79 57ZM81 55H83V54L81 53ZM221 55H222V58H223L224 56H223L222 52H221ZM21 56H22V57H21ZM34 56H31L30 58H32V57H34ZM38 56H35V59H36V57H38ZM40 56H39V57H40ZM228 56L230 57L231 55H228ZM228 56H227V57H228ZM39 57H38V58H39ZM84 57H86V60L84 59ZM90 57H91V58H90ZM231 57H232V56H231ZM16 58H17V57H16ZM24 58H25V57H24ZM30 58L28 59V60H29V61H28V64H27L28 66H29V63H30V65L33 63V61H31V60L34 59V58H32L31 60H30ZM40 58H41V57H40ZM65 58H64V59H65ZM94 58L96 59V56H95ZM20 59L17 58V60H20ZM224 59H225V58H224ZM228 59H229V58H227V60H228ZM0 60H1V59H0ZM13 60H14V59H12V60H11L12 62L10 61L9 64H8V66H6V67L9 68V73H10V72H11V73L13 72V73H15L14 75L16 76V78L18 77V79H19V77H20V78L22 79V77H21L22 74H20L21 76H20V75L18 76V74H19V70L22 71V69H20L19 65H18V66L15 65L14 63L16 62V60H15V62H14ZM36 60H37V59H36ZM38 60H39V59H38ZM41 60H43V57H42ZM56 60H58V59H56ZM65 60H66V59H65ZM225 60H226V59H225ZM4 61H5V60H4ZM4 61H3V62H4ZM39 61H40V60H39ZM50 61H51V62H50ZM58 61H59V60H58ZM58 61H57V63H58V66H59V62H58ZM60 61H61V59H60ZM93 61H94V60H93ZM0 62H1V61H0ZM3 62H2V63H3ZM18 62H19V61H18ZM18 62H17V64H20V63H18ZM31 62H32V63H31ZM37 62H38V61H37ZM62 62H63V61H62ZM2 63H1V64H2ZM34 63H35V62H34ZM34 63H33V65H34ZM38 63H39V62H38ZM40 63H41V62H40ZM49 63H50V64H49ZM55 63H56V62H55ZM75 63H76V61H75ZM6 64H5V65H6ZM36 64H37V63H36ZM64 64H65V62H64ZM66 64H67V62H66ZM76 64H77V63H76ZM90 64H91V65H90ZM21 65H22V63H21ZM43 65H44V66H43ZM43 65H41L40 68L42 67V70L45 72V70L47 69V68L45 67V66H46L45 62H44ZM70 65H71V64H70ZM70 65H68V66H70ZM79 65H78V67L80 68ZM85 65H86V66H85ZM88 65H89L90 67H89ZM1 66H2V65H0V67H1ZM28 66L26 67L27 69L30 68V66H29V67H28ZM35 66H36V65H35ZM38 66H39V65H38ZM38 66H37V67H38ZM60 66H62V65L60 64ZM60 66H59V67H60ZM73 66H75V65H73ZM4 67H5V66H4ZM6 67H5V68H6ZM17 67H19V70H18ZM22 67L25 68L24 65H23ZM22 67H21V68H22ZM31 67H32V65H31ZM64 67H66V66H64ZM64 67H63V68H64ZM70 67H72V65H71ZM88 67H89V68H88ZM1 68H3V66H2ZM5 68H4V69H5ZM8 68H6V70H7ZM26 68H25V69H26ZM63 68H62V70H63ZM25 69H23V70H25ZM30 69H31V68H30ZM30 69H28V70H30ZM32 69H33V68H32ZM48 69H47V70H48ZM55 69H56V68H55ZM57 69H58V68H57ZM57 69H56V70H57ZM67 69H68V67H67ZM69 69H70V68H69ZM94 69H95V71H94ZM34 70H35V69H33V70H31V71H34ZM58 70H60V69H58ZM91 70H92V71H91ZM7 71H8V70H7ZM26 71H27V70H26ZM35 71H36V70H35ZM40 71H41V69H40ZM63 71H64V70H63ZM66 71H67V70H66ZM87 71H88V72H87ZM257 71H258V69H256V73L254 72V75H255V74H257V75L259 74V72L257 73ZM3 72H4V71H3ZM5 72H6V71H5ZM16 72H17L18 74H17ZM46 72H49V71H46ZM52 72H53V71H52ZM59 72H60V71H59ZM68 72H69V71H68ZM79 72H78V75H76V77H73V78H72V79H75V83H77V85H78V83H79V85L81 84V83H80V81H81V77H82L81 75L84 74V73L82 74V73H79ZM1 73H2V70H1ZM11 73H10V74H11ZM13 73H12V74H13ZM22 73H23V71H22ZM24 73H25V72H24ZM30 73H31V72H30ZM36 73H37V72H36ZM56 73H58V71H56ZM120 73H121V72H120ZM126 73H127V72H126ZM129 73L131 74V72H129ZM136 73H139V72H136ZM143 73H144L145 75L147 74V72H146V73L143 72ZM156 73H157V75L159 74V72H156ZM161 73H162V72H161ZM175 73H176V72H175ZM205 73H207V72H205ZM205 73L202 72V74H205ZM215 73H216L215 75L219 74V73H217V72H215ZM220 73H221V72H220ZM235 73H237V72H235ZM235 73H231V74H235ZM240 73H241V72H240ZM247 73H248V72H246L245 74H244V73H242V74H244V75L246 76ZM5 74H6V73H5ZM5 74H3V75H4V76H3L4 78H5ZM31 74H32V76H33V73H31ZM47 74H48V73H47ZM63 74H64V73H63ZM80 74H81V75H80ZM121 74H122V73H121ZM121 74H120V76H121ZM130 74H129V75H130ZM149 74H150V73H149ZM149 74H148V76H149V78H150L151 76H150ZM154 74H155V73H154ZM177 74H178V72H177ZM179 74H180V73H179ZM200 74H201V73H200ZM208 74H209V76H210L211 73L208 72ZM213 74H214V73H213ZM213 74H212V75H213ZM249 74H250V73H249ZM7 75H8V74H7ZM54 75H56V74L54 73ZM57 75L60 76L59 74H57ZM67 75H68V73L66 74V77H67ZM79 75H80L81 77L79 78L80 80L77 81V80H78L77 78L79 77ZM85 75H86V74H85ZM85 75H84V76H85ZM92 75H93V73H92ZM129 75H128V76H129ZM139 75H141V72H140ZM152 75H153V73H152ZM171 75L174 76L173 73H172ZM219 75H220V74H219ZM244 75H243V77H245ZM252 75H253V73H252ZM252 75L249 76V77H250V78L253 77ZM28 76H29V74H28ZM34 76H35V75H34ZM38 76H39V75H38ZM58 76H56V77H58ZM71 76H73V75H71ZM74 76H75V75H74ZM133 76H134V73H133V75L131 74L129 77H130V79L133 81V83H136V82H134V78H133ZM135 76H136V74H135ZM143 76H144V75H143ZM153 76H154V75H153ZM159 76L161 77L160 74H159ZM159 76H158V77H159ZM173 76H172V77H173ZM175 76H177V79H178L177 82H178L181 76H180V77H178L179 75H175ZM203 76H204V75H202V77H203ZM205 76H206V75H205ZM205 76H204V77H205ZM209 76L207 75V77H209ZM0 77H1V76H0ZM3 77H2V78H3ZM23 77H25V76H23ZM29 77H30V76H29ZM41 77H42V76H41ZM85 77L87 78V77H89V76H85ZM139 77L143 78L142 76H139ZM154 77H155V76H154ZM154 77H152V78H154ZM160 77H159V78H160ZM200 77H201V76H200ZM212 77H213V78H211V79H210V77H209L210 80H209L208 78L205 77L206 80L204 79L205 81H203V82H204V83H203L204 86H207V83H208L207 81H208V80H209V83L212 84V83H211V80H212V79L216 80L219 76H218V77L216 76V77H217L216 79L214 78V76H212ZM4 78H3V79H4ZM9 78H10V77H9ZM9 78H8V79H9ZM12 78H13V80H14L15 77H12ZM26 78H28V77H26ZM31 78H32V77H31ZM42 78H43V77H42ZM70 78H71V77H70ZM82 78H83V77H82ZM145 78H146V77H145ZM149 78L147 77L148 81L150 82V79H151V78H150V79H149ZM173 78H175V77H173ZM246 78H248V77H246ZM250 78H249V79H250ZM254 78H255V77H254ZM257 78H258V77H257ZM3 79H1V81L4 82L5 80H3ZM18 79L15 80V83L18 82ZM21 79H20V82H21V83H20V90L18 89L19 95L17 96V94H16V93H17V91H16L17 89H15V88H16V87H15V88H13L12 91H14V89H15V92H14V93L16 94L17 97H14V96H15L14 94H13L14 96H13V95H11V96H13V97L16 98V99H18L19 96H20V98H22V103H21V101H19L20 104L23 105V103H24V105H25L26 107H24V106H23V107L26 108V109L29 111V114L32 115L33 112L36 111L35 109L37 108L36 105H35L36 101L33 100V99H35V98L33 97L34 95H33V91H32V88L35 87V85H34V86H31L30 83L28 82V81H29L28 79H27V81H24V82H23ZM38 79H39V78H38ZM51 79H52V78H51ZM72 79H71V80H72ZM88 79H89V78H88ZM130 79H129V80H130ZM137 79H138V77H137ZM147 79H146V81H145L146 84L149 83V82L147 81ZM154 79L156 80L157 78L155 77ZM154 79H153V81H154ZM198 79H199V77H198ZM200 79H201V81L203 80V78H200ZM207 79H208V80H207ZM25 80H26V79H25ZM39 80H41V79H39ZM39 80H38V81H39ZM131 80H130V81H131ZM175 80H176V79H175ZM175 80H174V81H175ZM214 80H212V81H214ZM250 80H254V79L251 78ZM11 81H12V80H11ZM35 81H37V80H35ZM41 81H42V80H41ZM50 81H51V83H52L53 85L55 84V80H50ZM76 81H77V82H76ZM83 81H86V80H83ZM83 81H82V82H83ZM132 81H131V82H132ZM135 81H136V79H135ZM198 81H199V80H198ZM3 82H2V83H3ZM5 82H6V81H5ZM5 82H4V83H5ZM22 82H23V83H22ZM30 82H31V81H30ZM67 82H68V81H67ZM69 82H70V81H69ZM145 82H144V83H145ZM147 82H148V83H147ZM199 82H200V81H199ZM199 82H198V83H199ZM205 82H206V85H205ZM244 82H245V81H244ZM244 82H242V84H244ZM12 83H13V82H12ZM28 83H29V84H28ZM35 83H36V82H35ZM38 83H39V82H38ZM38 83H37V84H38ZM133 83H132V84H133ZM137 83H138L139 85H141L142 82H141V83L137 82ZM151 83H152V82H151ZM175 83H176V82H175ZM209 83H208V85H209ZM5 84H7V82H6ZM5 84H4V87L6 88V85H5ZM16 84H17V83H16ZM16 84H15V85H16ZM32 84H34V83L32 82ZM72 84H74L73 80H72V82H71V85H72ZM138 84H137V85H138ZM242 84H241L239 87L243 86ZM0 85H1V82H0ZM2 85H3V84H2ZM2 85H1V87H2ZM9 85L12 86L13 84L11 85L10 82H9ZM18 85H19V84H18ZM66 85L69 86V83L66 84ZM71 85L69 86V89H71ZM74 85H75V84H74ZM74 85H72V88H73ZM77 85L74 86V87H77ZM79 85H78V87L80 88ZM135 85H136V84H135ZM200 85H201V84H200ZM7 86H8V85H7ZM16 86H17V85H16ZM39 86H40V85H39ZM130 86H131V85H130ZM150 86H151V84H148V87H150ZM244 86H245V85H244ZM1 87H0V89L3 88V87H2V88H1ZM31 87H32V88H31ZM135 87H136V86H135ZM135 87H133L132 89H134ZM148 87H147V88H148ZM239 87H238V88H239ZM10 88H11V87H10ZM36 88L39 89V87H37V85H36ZM40 88H41V87H40ZM137 88H138V87H137ZM142 88H143V87H142ZM142 88H140V89L143 90ZM145 88H146V87H145ZM147 88L144 89V90L147 91ZM151 88H152V87H151ZM6 89H7V88H6ZM11 89H12V88H11ZM11 89H10V90H11ZM140 89H139V91H141ZM148 89H149V88H148ZM236 89H237V88H236ZM239 89H242V87L239 88ZM4 90H5V89H4ZM8 90H9V87H8ZM35 90H36V89H35ZM39 90H40V89H39ZM71 90H72V89H71ZM128 90H129V89H128ZM144 90H143L142 93H141L142 96H141V94H140L139 91H135V90H134V93L139 92V93H137V94H140V95H138V96L135 94V95L137 96L138 99H141L140 96H141V97L146 96V95H145L146 92H144ZM243 90H244V89H243ZM0 91H1L0 95L3 94L2 92H4V91H2V90H0ZM6 91H7V90H6ZM6 91H5V92H6ZM12 91H11V93H12ZM72 91H73V90H72ZM150 91H152V89H150ZM154 91H155V90H154ZM154 91H153V94H155ZM239 91H240V90H239ZM239 91L236 90L237 95H239V97H240L241 95H240V93H238ZM241 91H242V90H241ZM252 91L255 92V88H253ZM9 92H10V91H9ZM35 92H36V91H35ZM174 92H175V91L173 90V94H175ZM233 92L236 93L235 90H234ZM233 92H232V93H233ZM254 92H250V93L253 94ZM68 93H71V91H69ZM134 93H133V94H134ZM143 93H144V95H143ZM149 93H150V92H149ZM255 93H256V92H255ZM7 94H8V93H7ZM7 94L5 95V96H6L5 100L8 98L7 96L10 95V94H8V95H7ZM34 94H38V93H34ZM73 94H74V93H73ZM123 94H124V93H123ZM125 94H126V93H125ZM146 94L149 95L148 93H146ZM170 94H171V92H170ZM252 94H251V95H252ZM256 94H257V93H256ZM121 95H122V94H121ZM135 95H134V96H135ZM150 95H151V94H150ZM161 95H164V94H161ZM165 95H166V94H165ZM165 95H164V96H165ZM177 95H178V96H176V98H175L177 101L174 102L173 104H176V103L179 101V100L177 99V97L179 98V94H177ZM233 95H234V94H233ZM2 96L4 97V94H3ZM37 96H38V95H37ZM66 96H67V94H66L64 97H66ZM70 96L72 97V95H70ZM73 96H74V95H73ZM129 96H132V94H130ZM155 96H157V95H154V96H152V97H155ZM164 96H162V97H164ZM169 96H170V95H169ZM169 96H168V99H169ZM172 96H173V97H172ZM172 96H170V97H171V98H170V101H172V100H173L172 98L175 97L174 95H172ZM252 96H253V98H254V94H253ZM0 97H1V96H0ZM13 97H10V98H13ZM35 97H36V96H35ZM62 97H63V96H62ZM68 97H69V95H68ZM75 97H76V96H75ZM87 97H88V96H87ZM120 97L123 98V96H120ZM124 97H125V99H126L127 96H124ZM146 97H147V96H146ZM150 97H151V96H148V100H149V101L151 100ZM158 97H159V96H158ZM162 97H160V99H161ZM234 97H238V96H235V95H234ZM234 97H233V100L236 99V98H234ZM239 97H238V98H239ZM14 98H13V99H14ZM20 98H19V99H20ZM129 98H130V97H128L127 99H129ZM137 98H134L135 101H136ZM164 98L166 99V97H164ZM164 98L161 99V100H163L162 102H164V100H165ZM230 98H231V97H230ZM1 99H2V97H1ZM1 99H0V100H1ZM8 99H9V98H8ZM19 99H18V100H19ZM38 99H39V98H38ZM38 99H37V100H38ZM63 99H64V98H63ZM65 99H66V98H65ZM68 99H71V98L69 97ZM123 99H124V98H123ZM123 99L120 100V101H121V102H122V101H125V100H123ZM127 99H126L125 102L128 103V105H129V103H130L132 100H131V98H130V101L128 100V102H127ZM132 99H133V96H132ZM134 99H133V101H134ZM138 99H137V100H138ZM155 99H156V97H155ZM155 99H153V100H155ZM158 99H159V98H158ZM158 99H156V100H158ZM160 99H159V100H160ZM175 99H174V100H175ZM180 99H181V98H180ZM3 100H4V98H3ZM3 100H1L0 105H1L2 103H4L5 100H4V101H3ZM39 100H40V99H39ZM71 100H72V99H71ZM74 100H75V99H74ZM74 100H73V101H74ZM141 100H142V99H141ZM141 100H140V101H141ZM153 100H152V101H153ZM156 100H155V103H156V102H159V101H156ZM237 100H238V99H237ZM237 100H236V101H237ZM23 101H24V102H23ZM34 101H35V102H34ZM66 101H68L67 104H66V102H64V101H63V102L65 103V105L68 106V104H69V100H66ZM76 101H77V100H76ZM76 101H75V102H76ZM84 101H85V99H84ZM84 101H83V102H84ZM120 101H119V105H120V103H121ZM140 101H136V102H140ZM146 101H147V100H146ZM149 101H148V102H149ZM5 102H7V101H5ZM8 102H9V100H8ZM10 102H11V100H10ZM15 102L17 103V100H15ZM39 102H40V101H39ZM63 102H62V105H64ZM71 102H72V101H71ZM86 102H89V101H86ZM125 102H124V103H125ZM150 102H151V101H150ZM153 102H154V101H153ZM172 102H173V101H172ZM172 102H170V105H171V106H173ZM16 103H15V105H16ZM37 103H38V102H37ZM76 103H78V102H76ZM90 103H91V102H90ZM124 103H123V104H124ZM126 103H125L124 105L128 106ZM145 103H146V102H145ZM168 103H169V101H168ZM7 104H8V103H7ZM10 104H11V103H10ZM10 104H9V105H10ZM13 104H14V103H13ZM20 104H19V105H20ZM40 104H41V103H40ZM40 104H39V107H42V106H40ZM81 104H82V103H81ZM87 104L90 105L89 103H87ZM130 104H131V103H130ZM133 104H134V102H133ZM135 104H136V103H135ZM140 104H142V103H140ZM151 104L153 105L152 102H151ZM156 104H157V103H156ZM156 104H155V105H156ZM5 105H6V103H5ZM9 105H8V106H9ZM15 105H14V106H15ZM37 105H38V104H37ZM65 105H64V106H65ZM84 105H85V104H84ZM144 105H145V104H144ZM144 105H143V106H144ZM152 105L149 106V105L146 104L145 107H144V108H146V109L142 108V106L140 107V105H139L138 108H139V107L142 108L141 110L143 111L142 113H143V115H144V110L147 111V108H148L147 106H149V108H150V107H152ZM2 106H3V108H2L3 110H1V108H0V110H1L2 113H3V111H5L4 109H7V107L4 106L3 104H2ZM72 106H73V105H72ZM72 106H70V107H72ZM81 106H82V105H81ZM253 106H254V105H253ZM253 106H252L251 108L254 110V109H255V106H254V108H253ZM4 107H6V108H4ZM10 107H12V106L10 105ZM10 107H9V110H10ZM74 107H75V106H74ZM74 107H73V108H74ZM78 107H80V106H78ZM82 107H83V106H82ZM89 107H90V106H89ZM12 108H13V107H12ZM12 108H11V109H12ZM17 108L19 109V106H18V105H17L16 109H15V108H13V109H15V110L17 111ZM68 108H69V107H68ZM122 108H124V110H125V114H126L127 110H128V112H129V110H130V107L125 108V106H123ZM122 108L120 109V110H121V113H122V111H123ZM149 108H148L147 113H148V112L151 113V112L149 111ZM20 109H22V108H20ZM37 109H38V108H37ZM61 109H62V108L60 107V111H61ZM74 109H75V108H74ZM74 109H73V110H74ZM80 109L82 110V108H80ZM80 109H79V110H80ZM126 109H127V110H126ZM252 109H251V110H252ZM9 110H7L6 112L8 113ZM15 110H14V111H15ZM23 110H24V109H23ZM23 110H21V111L23 112ZM40 110H41V109H40ZM40 110H39V111H40ZM69 110H70V109H69ZM71 110H72V108H71ZM84 110H86V109H84ZM84 110H83V111H84ZM87 110L89 111L88 108H87ZM253 110H252V111H253ZM256 110H257V112H258V109H256ZM12 111H13V110H12ZM12 111H10V113H11ZM14 111L11 113L12 115H13V113L15 114L16 111H15V112H14ZM18 111H19V110H18ZM21 111H20V112H21ZM24 111H25V110H24ZM28 111H27V112H28ZM42 111H43V110H42ZM65 111H66V110H65ZM252 111H250V112H252ZM20 112H18V113L16 112V114H17V115H19V114L21 115V116L19 117L20 120H21V118L23 119V117H25L24 115L26 114V112H24L23 115H22V113H20ZM37 112H38V111H37ZM69 112H70V111H69ZM86 112H87V111H86ZM86 112H85V114H86ZM139 112H140V111H139ZM254 112H256V111L254 110ZM254 112H253V113H254ZM257 112H256V113H257ZM7 113L5 114V112H4L3 114L7 115ZM61 113H65L64 110H63V112H61ZM66 113H68V111H67ZM121 113L119 112L118 115H120ZM130 113H131V112H130ZM140 113H141V112H140ZM142 113H141V114H142ZM3 114H2V115H3ZM11 114H10L9 116H12ZM16 114H15V115H16ZM34 114H35V113H34ZM87 114L89 115V112H88ZM132 114H133V113H132ZM137 114H138V118L141 119V117H142L141 114H140L141 117L139 116V113H137ZM145 114H146V112H145ZM173 114H175V113H173ZM173 114H171V116H172ZM176 114H177V113H176ZM176 114H175V116H176ZM258 114H259V113H258ZM258 114H257V116H258ZM0 115H1V114H0ZM5 115H3V116H5ZM26 115H27V114H26ZM31 115H30V116H31ZM118 115H117V118L119 117ZM121 115H122V114H121ZM253 115L255 116V114H253ZM253 115H252V118L254 117ZM27 116H28V115H27ZM27 116H26V117H27ZM32 116H35V115H32ZM38 116H40V114H39ZM86 116H87V115H86ZM124 116H125V115H124ZM133 116H135V115L133 114ZM133 116H132V117H133ZM175 116H174V117H175ZM0 117H1V116H0ZM15 117H18V116H15ZM28 117H29V116H28ZM87 117H88V116H87ZM128 117L131 119L130 116H128ZM136 117H137V116H136ZM247 117H249V116H247ZM255 117H256V116H255ZM255 117H254V118H255ZM1 118H2V117H1ZM3 118H6V117H3ZM9 118H10V117H9ZM41 118H42V117L40 116V122H41ZM119 118H120V117H119ZM126 118H127V117H126ZM126 118H125V119H126ZM129 118H128V119H129ZM172 118H173V116H172ZM226 118H227V117H226ZM252 118L249 117L247 121H249V119L252 120ZM254 118H253V120H254ZM257 118H258V117H257ZM7 119H8V118H7ZM11 119H12V118H11ZM26 119H27V118H26ZM30 119H31V118H30ZM34 119L37 120V116H36V118L34 117ZM90 119H92V118H90ZM123 119H124V118H123ZM130 119H129V120H130ZM136 119H137V118H136ZM140 119H139V121H140ZM174 119H175V118H174ZM174 119H172V120H173L172 122L175 121ZM177 119H178V118H177ZM177 119H176V120H177ZM220 119H222V118H220ZM229 119H230V118H229ZM244 119H245V118H244ZM12 120H13V119H12ZM28 120H29V119H27V121H28ZM36 120H34V121H36ZM131 120H133V119H131ZM207 120H209V121H208L209 123L207 122L208 125H211L212 120H211V122H210V119H209V118H208ZM215 120H216V119H215ZM215 120L213 119L214 122H215ZM5 121H6V119H5ZM5 121L3 122L2 119L0 120V122L2 123V125L5 126V123H6V125H9V123H8V122H5ZM7 121H9V119H8ZM10 121H11V120H10ZM15 121H17V118H15L14 122H15ZM21 121H22V120H21ZM12 122H13V121H12ZM17 122H18V121H17ZM19 122H20V121H19ZM19 122H18V123H19ZM91 122H92V121H90V123H91ZM130 122H131V121H130ZM130 122H129V123H130ZM136 122H137V120H136ZM136 122H135V123H136ZM214 122H213V123H214ZM225 122H227V121H225ZM230 122H231V124H232V121H230ZM230 122H229V123H230ZM255 122H257V120H256ZM258 122H259V121H258ZM1 123H0V124H1ZM31 123L34 124V122H32V121H31ZM123 123H124V122H122V121L120 120V125H118V126H121L120 129H122V126L124 125ZM135 123H134V125H135ZM179 123H180V122H179ZM205 123H206V120H205ZM207 123H206V124H207ZM250 123H252V122H250ZM250 123L247 122V124H250ZM253 123H254V122H253ZM10 124H11V122H10ZM16 124H17V123H16ZM20 124H21V123H20ZM23 124H24V122L21 124L22 126H21L20 128H23ZM27 124H28V123H27ZM37 124H38V123H37ZM40 124H41V123H40ZM132 124H133V123H132ZM137 124H138V123H137ZM140 124H141V122H140ZM172 124H173V123H172ZM174 124H176V123L174 122ZM215 124H216V122L214 123V125H215ZM217 124H218V123H217ZM220 124H222V122H221ZM227 124H228V123H227ZM227 124H225V125H227ZM242 124H244V123L242 122ZM242 124H240V125H242ZM29 125L31 126L30 123H29ZM58 125H61V124H60V123H57V128H58ZM179 125H180V124H178V126H179ZM208 125H207V126H208ZM214 125L212 124L211 126H214ZM225 125H224V126H225ZM234 125H235V124H234ZM234 125H232V126H234ZM251 125H252V124H251ZM253 125H255V123H254ZM4 126H3V127H4ZM34 126H35V125H34ZM34 126H33V127H34ZM39 126L41 127V125H39ZM43 126H44V124H43ZM64 126H65V125H64ZM64 126H63V127H64ZM126 126H128V125L126 124ZM126 126H125V127H126ZM142 126H143V125H142ZM172 126H173V125H171V128H173ZM178 126H177V127H178ZM182 126H183V125H182ZM194 126H195V125H194ZM196 126H198V125H196ZM199 126L201 127L202 124L199 125ZM216 126H217V125H216ZM229 126L231 127V125H229ZM255 126H256V125H255ZM255 126H254V127H255ZM258 126H259V125H258ZM258 126H257V127H258ZM262 126H263V125H261L260 127H262ZM0 127H1V126H0ZM3 127H2V128H3ZM5 127H6V126H5ZM11 127H12V126H10L9 129H10ZM15 127H16V125H15ZM27 127H28V126H27ZM27 127H25V128L27 129ZM36 127H37V126H36ZM40 127H39V129H40ZM46 127H47V126H46ZM59 127H61V126H59ZM129 127H130V126H129ZM136 127H138V126H136ZM136 127L134 128V130L137 132L136 129H138V128H136ZM143 127H144V126H143ZM184 127H185V126H184ZM202 127H205V125L202 126ZM219 127H220V126H219ZM235 127H238V126H235ZM241 127H242V126H241ZM246 127H247V126H246ZM248 127H250V126H248ZM2 128H1V129H2ZM6 128H7V127H6ZM123 128H124V127H123ZM180 128H183V127H179V128H178L179 131H180ZM195 128L198 129V127H194V129H195ZM217 128H218V127H217ZM223 128H224V127H223ZM232 128H233V127H232ZM239 128H240V127H239ZM1 129H0V130H1ZM18 129H19V128H18ZM26 129H25V130H26ZM28 129H29V128H28ZM34 129H35V128H34ZM34 129H31V130L34 131ZM61 129H62V127H61ZM120 129H119V130H120ZM126 129H127V128H126ZM143 129H144V128H143ZM169 129H170V128H169ZM169 129H168V131H167V132H169V133H168V134L165 133V134H166V137H171V136H172V135H169L170 132H171V130L169 131ZM175 129H176V127H175ZM175 129H172V132H174ZM183 129H184V128H183ZM185 129H186V127H185ZM192 129H193V128H192ZM194 129H193V130H194ZM197 129H195V130H197ZM200 129H203V128H200ZM206 129H207V128H206ZM206 129H204L205 132H206ZM227 129H228V128H227ZM236 129H237V128H235V130H236ZM245 129H246V128H245ZM247 129L250 130V129H252V128H247ZM262 129H263V128H262ZM3 130H4V129H3ZM6 130H7L6 132H8V129H6ZM14 130H15V129H14ZM21 130H23V129H21ZM21 130H20V131H21ZM31 130H30V131L28 130L29 133H32ZM41 130H42V129H41ZM51 130H52V129H51ZM58 130H59V129H58ZM68 130H71V129H70V128H67V126L64 127V129H63V133H66ZM130 130H131V128H130ZM134 130H133V131H134ZM189 130H191V129H189ZM195 130L193 131L194 133L197 132V131H195ZM210 130H211V129H210ZM217 130H218V129H217ZM224 130H225V128H224ZM228 130H229V129H228ZM243 130H244V129H243ZM17 131H18V130H17ZM35 131H38V130L36 129ZM47 131H48V130H46V132H47ZM54 131H55V130H54ZM56 131H57V130H56ZM59 131H60V130H59ZM59 131H58V132H59ZM120 131H121V130H120ZM143 131H144V130H143ZM175 131H176V130H175ZM186 131H187V129H186ZM212 131H214V130L212 129ZM212 131H211L212 134H211V133L209 134V133H208L209 131L207 132V135L209 134L208 136H206L207 138L210 137L211 135H212V138H213V136H214V138H215V137H217L216 135L219 134V132H220L219 135H221V136L224 137V134L222 135V133H221L222 131H219V132L217 131V134H216V135H213V133H215V132H212ZM225 131H226V130H225ZM230 131H231V130H230ZM236 131H237V130H236ZM254 131H255V130H254ZM256 131H258V130H256ZM263 131H264V130H263ZM263 131H262V132H263ZM39 132H40V131H38V134L40 135ZM43 132H44V130L42 131V133H43ZM48 132H49V131H48ZM52 132H53V130H52ZM58 132H57V133H58ZM61 132H62V131H61ZM61 132H60V133H61ZM84 132H85V131H84ZM86 132H87V131H86ZM88 132H89V131H88ZM88 132H87V133H88ZM138 132H139L140 134L135 135L136 137H138V136H139V137H142V136H144L143 133L145 134V132L142 133V132H140V130H139ZM172 132H171V133H172ZM176 132H177V133H175V135L178 134V131H176ZM183 132H184V131H183ZM183 132H181V133L183 134ZM188 132H189V131H188ZM191 132H192V131H191ZM203 132H204V131H203ZM203 132H202V133L199 132V133H200L201 135L203 134V136L205 137V135H204L205 133H203ZM223 132H224V131H223ZM232 132H233V131H232ZM234 132H235V131H234ZM244 132H245V131H244ZM248 132H250V131H248ZM258 132H259V131H258ZM262 132H261V135L264 134V132H263V133H262ZM34 133H35V132H34ZM53 133H55V132H53ZM60 133H58L59 136H60ZM69 133H70V132H68V134H69ZM82 133H83V132H82ZM82 133H81V134H82ZM89 133H90V132H89ZM124 133H125V132H124ZM141 133H142V135H141ZM148 133H149V131H148ZM235 133H236V132H235ZM235 133H233V134H235ZM242 133H243V132H242ZM242 133H241V134H242ZM245 133L247 134V130H246ZM253 133H254V132H253ZM0 134H1V131H0ZM21 134H22V133H21ZM46 134H47V133H46ZM120 134H121V133H120ZM129 134H131V133L129 132ZM129 134H127L128 137H129ZM173 134H174V133H173ZM179 134H180V133H179ZM186 134H187V133H186ZM196 134H197V133H196ZM196 134H194V135H196ZM227 134H228V135H227ZM241 134H239V135H241ZM248 134H249V133H248ZM250 134H252V133H250ZM256 134H257V133H256ZM256 134H255V135H256ZM3 135H4V134H3V132H2V136H3ZM29 135L31 136V134H29ZM47 135H48V134H47ZM69 135H70V134H69ZM69 135H68V136H69ZM90 135H91V134H90ZM125 135H126V134H125ZM125 135H124L125 139H123L124 137H121V141H122V142L120 143V144H121L120 146H122L123 144H126V140H129V138L126 139L127 136H125ZM175 135H173V136H175ZM188 135H192V134H189V133H188ZM188 135H187V136H188ZM198 135H199V134H198ZM201 135H199V137H200ZM219 135H218V137L216 138V139L218 140V142H217L216 144H218L219 141H222V138H223V137H222V138L220 137L221 139H219ZM226 135H227V136H226ZM226 135H225L226 139H224L225 141H226L229 137H230V138H229L230 140H232V137H234V136H232V134H230L232 137L229 136V133H227V132H226ZM243 135H244V134H243ZM243 135H242V136H243ZM0 136H1V135H0ZM2 136H1V137H2ZM4 136H5V135H4ZM22 136H23V135H22ZM33 136H34V134H33ZM40 136H41V135H40ZM51 136H52V135H51ZM51 136H50V137H51ZM53 136L56 137L55 134H54ZM53 136H52V137H53ZM59 136H58V137H59ZM61 136H62V135H61ZM63 136H64V135H63ZM68 136H67V137H68ZM82 136H83V135H82ZM91 136H92V135H91ZM177 136H178V135H177ZM180 136H181V135H180ZM180 136H179V137H180ZM182 136H183V135H182ZM184 136H185V135H184ZM184 136H183V137H184ZM192 136H193V135H192ZM203 136L200 137L201 140H202ZM228 136H229V137H228ZM236 136H237V135H236ZM236 136H235L234 138L236 139L235 142L237 143V142H239V141H237L238 138H236ZM249 136H250V135H249ZM252 136L254 137V134H253ZM252 136L249 137V138H251V140H253V139H252ZM257 136H258L257 138L261 137V136H259L258 134H257ZM25 137H26V139L28 140L29 137H27V135H26ZM45 137H46V136H45ZM48 137H49V136H48ZM48 137H46V138H48ZM52 137H51L52 140L55 139L54 137H53V138H52ZM70 137H74V136H71V135H70ZM78 137H79V136H76L74 139H73V138H72V139H69L70 141H67V140H64V141H67V142L70 143L71 140H75V139H77ZM84 137H85V136H84ZM118 137H119V136H118ZM139 137H138V138H139ZM179 137H178V138H179ZM227 137H228V138H227ZM243 137H245V139H244L245 142H248V140L246 141V139H247L246 136H243ZM35 138H36V137H35ZM46 138H44V139H46ZM56 138H57V137H56ZM68 138H69V137H68ZM86 138H89V140H90V144H92V145H89L88 140H87V141L85 140ZM132 138H134L133 135L130 136V139H131V140H132ZM185 138H187V137H185ZM189 138H190V137H189ZM189 138H188V141H190V139H191V138H190V139H189ZM193 138H195V137L193 136ZM193 138H192V139H193ZM0 139H1V138H0ZM30 139H31V137H30ZM32 139H33V138H32ZM36 139L38 140V138H36ZM39 139H40V138H39ZM49 139H50V138H49ZM49 139H47V141L44 140L45 142H47L46 144L42 143L43 141H42V142H41L40 140H38V141L41 142L42 144H44V145L42 146V147H44V148H46V147H47V144H49V146L47 147V148L49 149L50 144H51V145H52V144H55L54 142H49V141H48ZM51 139H50V141H51ZM57 139L60 140V137L57 138ZM63 139H64V138H63ZM65 139H66V137H65ZM85 139H84V138H83V139H82V138H78L77 141H78V142L80 141V143H79L78 146L81 147V144H82L83 149L85 148L86 150L89 149V150L91 151V150H92V149H91L92 146H95V145H93V144H95V142L92 143V142H93V139H95V138H94V137L92 138V137H88V136H87V137H85ZM119 139H120V137H119ZM198 139H199V138H198V136H197V138H196V139H193V141H194V140L196 141V140H198ZM205 139H206V138H205ZM205 139H204L205 142H209V140H210L211 138H208V139H206V140H205ZM216 139H215V140H216ZM27 140H26V141H27ZM84 140H85L88 144L85 143ZM185 140H186V139H185ZM207 140H208V141H207ZM212 140H214V139H212ZM23 141H24V140H23ZM26 141H24V143L27 144L28 142H31V143H32L33 140H32V141H28V142H26ZM38 141H37V142H38ZM55 141H56V140H55ZM60 141L63 142L62 139H61ZM77 141H76V140H75L74 142L72 141L71 144H68L67 142H66V144H64V143H65V142H64L63 145H64V146L66 145V147H67V146L69 147L70 145L73 146V143H76V144H77ZM91 141H92V142H91ZM95 141H96V140H95ZM118 141H119V140H118ZM193 141H192V142H193ZM195 141H194V142H195ZM228 141H229V140H228ZM228 141H227V142H228ZM233 141H234V140H232L231 142H233ZM242 141H243V140H242ZM242 141H240V142L242 143ZM35 142H36V140H35ZM127 142H128V141H127ZM129 142H130V141H129ZM192 142H191V143H192ZM194 142H193V144H194ZM196 142H197V141H196ZM198 142H199V140H198ZM198 142H197V143H198ZM222 142H223V141H222ZM222 142H221V143H222ZM231 142H228V143L224 142V143L229 144V146H230V145L232 146L233 144H234V145L236 144V143L230 144ZM240 142H239V143H240ZM19 143H20V142H19ZM21 143H22V142H21ZM31 143H30V144H31ZM41 143H40V144H41ZM122 143H123V144H122ZM130 143H131V142H130ZM188 143H190V142H188ZM191 143H190V145H193V144H191ZM200 143L203 144V141H200ZM221 143H220V145H221ZM241 143H240V144H241ZM251 143H252V141H251ZM253 143H255V141H254ZM16 144H17V143H16ZM16 144H15V149H18V150H17V152H18L19 149H21V148H20V147H21V144H18V145H20V146H18V145H16ZM30 144H28V146H29ZM32 144H34V142H33ZM35 144H37V143H35ZM35 144H34V145H35ZM40 144H37V145H40ZM56 144H57V143H56ZM118 144H119V143H118ZM243 144H244V141H243L242 145H243ZM245 144H246V143H245ZM22 145H23V144H22ZM34 145H32V146H34ZM45 145H46V147H45ZM59 145H60V144H59ZM59 145H58V146H59ZM88 145H89L90 147H89ZM196 145H198V144H196ZM196 145H195V149H192V150H195V151H197V152L193 151L192 153L195 152V153L197 154V153L200 152V151L198 150V148H196ZM220 145H219V146H220ZM224 145H225V144H224ZM246 145L249 147V143L246 144ZM252 145H253V144H252ZM254 145H255V144H254ZM254 145H253L252 147H250V148L252 149V148L254 147ZM58 146L56 145L55 148H56V147L58 148ZM75 146H76V145H74L73 148H74ZM118 146H119V145H118ZM123 146H124V145H123ZM123 146H122V147H123ZM200 146H201V145H199V146H197V147H200ZM219 146L215 145V147H219ZM221 146H222V145H221ZM221 146H220V147H221ZM231 146H230V147H231ZM237 146H238V145H237ZM243 146H244V145H243ZM250 146H251V144H250ZM30 147H31V146H29L28 149H29ZM38 147L40 148V146H38ZM42 147H41L40 149H41L42 153L44 154L43 156H45L42 160L45 161V160H50V157L53 158V157H52V156H53V155H52L53 152L51 153V151H52V149H53L52 147H54V146L52 145L51 150L49 151V152L51 153V155H50V153H47V152H48V149H47V151L44 150V152H46V153H44L43 150H42ZM59 147H61V146H59ZM87 147H88V148H87ZM126 147H128V146H126ZM220 147H219V149H220ZM223 147H224V146H222V148H223ZM225 147H226V145H225ZM225 147H224V148H225ZM230 147H227V149L230 148ZM241 147H242V146H241ZM241 147H240V148H241ZM245 147H246V146H245ZM22 148H23V147H22ZM26 148H27V147H26ZM26 148H24L23 150H25ZM31 148H32V149H31ZM31 148H30L28 151L33 150V152L36 154V152H37L36 149H33V147H31ZM35 148H36V147H35ZM63 148H64V147H63ZM63 148H61V150H65V151L60 152V153L63 154L64 152H66V155H65V154H64V155H65V157H67L68 151H67L66 148H65V149H63ZM78 148H79V147H78ZM95 148H96V146H95ZM193 148H194V147H193ZM224 148H223V149H224ZM231 148H234V147H231ZM237 148H238V147H237ZM246 148H247V147H246ZM68 149H70V148H68ZM75 149H76V147H75ZM81 149H82V148H81ZM83 149H82V150H83ZM85 149H84V153H83L84 155H85V153L89 152V150H87V152H85ZM118 149H119V148H118ZM215 149H216V148H215ZM225 149H226V148H225ZM227 149H226V151H225L226 153H227ZM234 149H235V148H234ZM242 149H244V148L242 147L241 150H242ZM34 150H35V151H34ZM37 150H38V148H37ZM54 150H55V149H54ZM58 150H59V149H58ZM71 150H74V149L71 148ZM78 150H80V149H78ZM120 150H121V149L118 150V153H119V152H122V151H120ZM123 150H124V149H123ZM128 150H129V149H127V151H128ZM216 150H218V149H216ZM221 150H222V149H221ZM221 150H218V151L221 152ZM229 150H230V149H229ZM241 150L239 149V151H241ZM248 150H249V149H248ZM253 150H254V149H253ZM21 151H22V149H21ZM41 151H40L39 153H41ZM94 151H95V150H94ZM160 151H161V153H162V150H160ZM160 151H159V152H160ZM26 152H27V151H26ZM69 152H70V151H69ZM71 152H72V151H71ZM74 152H76V151H74ZM81 152H83V151H80V154L83 155ZM125 152H126V151H124V153H125ZM171 152H172V151H169L168 153H171ZM222 152H223V151H222ZM229 152L232 154V151H231V150H230ZM229 152H228V153H229ZM235 152H236V151H235ZM235 152H234V153H235ZM245 152L247 153L246 150H245ZM250 152H251V150H250ZM250 152H249V153H250ZM14 153H15V152H14ZM31 153H32V152H31ZM31 153L29 152L28 155H26V156H29ZM37 153H38V152H37ZM57 153H58V152H57ZM90 153H91V156H92L93 152L91 151ZM161 153H160V154H161ZM166 153H167V152H166ZM173 153H175V151H174ZM173 153H171V154H173ZM206 153H207V152H206ZM228 153L225 154V156H226V155H229ZM234 153H233V154H234ZM238 153H239V152H238ZM238 153H237V155H238ZM242 153H243V152H242ZM252 153H253V152H252ZM46 154H47V156L50 155V157L48 156V157H49V158H48V157L46 156ZM74 154H75V153H74ZM95 154H96V153H95ZM119 154H120V153H119ZM122 154H123V153H122ZM130 154H131L130 156L133 157L131 151H130ZM163 154H164V153H162V155H163ZM200 154H201V153H200ZM233 154H232V156H233ZM243 154H244V153H243ZM256 154H257V153H256ZM256 154H255V155H256ZM258 154H259V152H258ZM41 155H42V154H41ZM70 155H71V154H69L68 156L70 157ZM75 155H76V154H75ZM125 155L128 156V155H129V152H128V154L125 153ZM125 155L123 154V156H125ZM158 155H159V153H158ZM162 155H161V156H162ZM192 155H194V154H192ZM198 155H199V153H198ZM219 155L222 156V153H219V152H218V159H219V158H223V157H220ZM223 155H224V154H223ZM249 155H250V154H248V157H249ZM253 155H254V154H252V156H253ZM263 155H264V154H262V156L259 155V156H260L259 159H261V157H264ZM9 156H10V155H9ZM32 156H33V154H31L30 157H32ZM59 156H60V155H59ZM59 156H58V157H59ZM62 156H63V155H62ZM85 156H86V155H85ZM85 156H84V157H85ZM91 156H90V157H91ZM117 156H118V155H117ZM123 156H122V157H123ZM126 156H125L124 158H126ZM130 156H129V158H130ZM159 156H160V155H159ZM163 156H164V155H163ZM201 156H202V155H201ZM201 156H199V157L197 156V157L200 158ZM246 156H247V155H246ZM252 156H250L249 158L252 159ZM256 156H257V155H256ZM38 157H39V156H38ZM56 157H57V156H56ZM56 157H54V158H56ZM60 157H61V156H60ZM69 157H68V158H69ZM78 157H79V156H78ZM81 157H82V156H81ZM119 157H120V156H119ZM119 157H118V159H117V158H116V159L119 160ZM155 157H158L157 154L155 155ZM197 157H196V158H197ZM202 157L205 158L206 156H202ZM227 157H229V156H227ZM6 158H7V157H6ZM34 158H35V157L33 156V158H31V159H34ZM39 158L41 159L42 157H39ZM54 158H53V159H54ZM68 158H67V159H68ZM79 158H80V157H79ZM87 158H88V157H87ZM91 158H93V157H91ZM124 158H123V159H124ZM129 158H128V160H130V159L132 160V158H130V159H129ZM147 158H148V157H147ZM147 158H146L147 163H146V164H145V162L143 163L145 166L142 164V162L145 161V158H143V159L141 158V159H140V162H141V164L143 165V166H141V167H145V168H146V165L148 164V162L151 163V162H155V161H157V160H154V159H152L153 161H151V160H149V159H147ZM149 158H150V157H149ZM163 158H164V157H163ZM198 158H197V159H198ZM204 158L202 159V161L204 160ZM206 158H207V159L210 158V160L208 159V161L213 162V163H209V162L206 161V162H207V165H209V166H210L211 164H213V165H212V168H213L215 171L212 170L211 167H208V166L206 165V163H205V160H206V159H205L203 162H200V163H204V165H206V166L208 167V168H207V171L210 170L209 173H212V175H214V174L216 175V177L214 176L216 179L213 177V178L218 182V183H216L215 185H216V186H218V185H222V187H220V188H222V191L219 190V189H217V188H219V187H215V189L218 190V192L220 191V192H221L220 194H222L223 196H225V195H224V194H225L224 192L227 193V190L229 191V190H234V189H235V191L237 192V195H238L239 193H238V191L236 190V188H233L235 185H234L233 187L231 186L230 188H229V187H227V188L225 187V186H228V185H223V184L225 183V181H226V179H225V178H226V174H225V173H229V172H225V168H224L223 166H224L226 163L228 164V162H230V160H232V159L229 160L228 158H226V159H228V160H227V162H224L225 159H224V160H223V159L218 160L216 156H215V158L213 157L214 160L212 159V156H211V157L208 156V157H206ZM224 158H225V157H224ZM235 158H236V157H235ZM257 158H258V157H257ZM257 158H256V159H257ZM1 159H2V158H1ZM24 159H25V158H24ZM27 159H28V157H27ZM69 159H70V158H69ZM69 159H68V160H69ZM73 159H74V158H73ZM85 159H86V157L84 158V160H85ZM150 159H151V158H150ZM155 159H156V158H155ZM157 159H159V158H157ZM197 159H196V160L193 159V156H192V159H190V160L197 161ZM211 159H212L213 161H211ZM237 159H238V158H237ZM251 159H249V160H251ZM256 159H254V160H256ZM4 160H5V157H4ZM10 160H11V159H10ZM61 160H63V162H64L66 159H64V157H63V159H61ZM61 160H60V161H61ZM68 160H67V161H68ZM80 160H81V159H80ZM84 160H83V161H84ZM91 160H92V159H91ZM91 160H90V161H91ZM93 160H94V159H93ZM121 160H122V159H121ZM126 160H127V159H125V161H126ZM128 160H127L126 162H128ZM148 160H149V161H148ZM217 160H218L219 162H218ZM233 160H234V159H233ZM238 160H239V159H238ZM249 160H248V161H249ZM257 160H258V159H257ZM6 161H8V158H7ZM32 161H33V160H32ZM32 161H31V162H32ZM36 161H37V159H35V162H36ZM40 161H41V160H40ZM43 161H42V162H43ZM50 161H52V160H50ZM69 161H70V160H69ZM77 161H78V160H77ZM77 161H76V163H77ZM86 161H88V159H86L85 162H86ZM123 161H124V160H123ZM123 161H121V162H123ZM125 161H124V162H125ZM159 161H161V159H159L158 162H156V165H158L157 163H159ZM162 161H163V159H162ZM162 161H161V162H162ZM200 161H201V158H200ZM214 161H216V164H214ZM220 161H221V162L223 161V163H225V164H222V163L219 164ZM234 161H236V160H234ZM240 161H241V160H240ZM248 161H247V159H246V162H248ZM9 162H11V161H9ZM18 162L21 163V161H18ZM22 162L24 163L23 160H22ZM27 162H28V161H27ZM42 162H40V163H42ZM46 162H47V161H46ZM46 162H45V163H46ZM57 162H59V161H57ZM92 162H93V161H92ZM117 162H118V161H117ZM126 162H125L124 164L127 165ZM140 162H139V163H140ZM236 162H237V161H236ZM249 162H250V161H249ZM251 162H252V160H251ZM20 163H19V164H20ZM28 163H30V162H28ZM33 163H34V162H33ZM38 163H39V162H38ZM38 163H37V164H38ZM48 163H50V162L48 161ZM64 163H66V162H64ZM83 163H84V162H83ZM90 163H91V162H90ZM93 163H95V162H93ZM115 163H116V162H115ZM130 163H132V161H131ZM191 163H192V162H191ZM193 163H194V162H193ZM208 163H209V164H208ZM59 164H60V163H59ZM68 164L70 165V162H69ZM68 164H67V166H69ZM79 164H80V163H79ZM79 164H78V165H79ZM118 164H119V163H118ZM120 164H121V163H120ZM122 164H123V163H122ZM122 164H121V165H122ZM124 164H123V165H124ZM128 164H129V162H128ZM141 164H140V165H141ZM162 164H163L162 167L164 168V167H166L165 164H167V163L164 161V163L162 162L161 165H162ZM196 164H197V163H195V165H196ZM229 164H230V163H229ZM233 164H235V163H233ZM25 165H27V164H25ZM54 165H55V164H54ZM61 165H64V164L61 163ZM72 165H74V164L72 163ZM72 165H71V166H72ZM85 165H86V163H85ZM85 165H84V166H85ZM87 165H88V167H89V166L91 167V164H88V163H87ZM87 165H86V166H87ZM93 165H95V164H93ZM153 165H155V163H153ZM156 165H155V166H152V164H151V165L148 164V167H147V168L149 169V167H150V169H151V167H152V168L155 170ZM161 165H159V166H161ZM200 165H201V164H200ZM202 165H203V164H202ZM204 165H203V166H204ZM214 165H216V166H214ZM222 165H223V166H222ZM248 165H249V164H248ZM27 166L30 167V166H31V163H30V165L28 164ZM39 166H40V164H39ZM58 166H59V165H58ZM58 166H57V167H58ZM65 166H66V165H65ZM197 166H199V165H197ZM197 166L194 167V170H195V168H197ZM206 166H205V167H206ZM213 166H214V167H213ZM220 166H221V167H220ZM234 166H236V165H234ZM246 166H247V164H246ZM63 167H64V166L59 167V168H63ZM69 167H70V166H69ZM73 167H75V166H73ZM117 167H118V166H117ZM244 167H245V166H244ZM258 167L260 168V166H258ZM76 168H78V167H76ZM80 168H81V167H80ZM83 168L87 169L86 167H83ZM119 168H120V166H119ZM121 168H123V166H121ZM124 168H125V167H124ZM156 168H157V167H156ZM163 168H160V171H159L158 174L161 173V169H163ZM200 168H201V167H198L197 170L200 169ZM234 168H236V167H234ZM234 168L232 167V170H234ZM237 168H239V167H237ZM241 168H242V167H241ZM247 168H249V166H248ZM252 168H254L253 165H252L251 169H252ZM255 168H256V167H255ZM261 168H262V167H261ZM153 169H152V170H153ZM165 169H166V168H165ZM243 169H244V168H243ZM263 169H264V167H263ZM88 170H89V168H88ZM154 170H153V171H154ZM211 170H212V171H211ZM228 170H229V169H228ZM240 170H241V169H240ZM246 170H247V172L249 171V169H246ZM252 170H253V169H252ZM257 170H260V169H257V168H256V171L253 170V171H250V172L247 173V174H249V175H251V177H253V175H254L255 173L260 172V171H257ZM261 170H262V169H261ZM153 171H152V173H153V175H154V172L157 173L158 169H157V171H154V172H153ZM205 171H206V170H205ZM207 171H206V172H207ZM236 171H237V170H236ZM243 171L245 172V169H244ZM201 172H202V171H201ZM201 172H200V173H201ZM251 172H253L254 174L252 175ZM262 172H263V171H262ZM156 173H155V175H157ZM239 173H240V172H239ZM150 174H151V173H150ZM205 174H207V173H205ZM231 174H233V172H232ZM231 174H229V175H231ZM234 174H235V172H234ZM236 174H238V173H236ZM257 174H258V173H257ZM260 174H261V173H260ZM151 175H152V174H151ZM191 175H192V174H191ZM194 175H195V172H194ZM197 175H199V174L197 173ZM203 175H204V172H203V174H201V178H202ZM209 175H211V174H209ZM241 175H243V174H241ZM160 176H161V174H160ZM160 176H159V177H160ZM231 176H233V175H231ZM234 176H235V175H234ZM234 176H233V177H234ZM237 176L240 177V175H237ZM237 176H236L235 179L237 180V183H239V179H237ZM244 176H245V175H244ZM244 176H243V177H244ZM254 176H256V174H255ZM257 176L260 177L259 175H257ZM257 176H256V177H257ZM153 177H154V176H153ZM159 177H157V178H159ZM195 177H198V176H195ZM204 177H205V178L207 177V179H208V181H207L208 183L204 180L207 184H209V182H211V181H212V182L214 181V180H211V179H212L211 177H209V178H210V179H209V178H208V175H206V176L204 175ZM204 177H203L202 179H205ZM249 177H250V176H249ZM249 177H248V179H249ZM192 178H194V177H192ZM227 178H228V177H227ZM244 178L246 179V178H247V175H246ZM253 178H254V177H253ZM253 178H252V179H253ZM261 178H264V175H263V177L261 176ZM189 179L192 180L191 177H190ZM230 179L232 180L231 177H230ZM240 179H241V178H240ZM248 179H247V181L244 180V182L247 183V182L249 181ZM196 180H197V179H196ZM196 180H195V182H196ZM210 180H211V181H210ZM197 181H198V180H197ZM240 181H241V180H240ZM253 181H254V182L257 181V178H254ZM261 181H263V180H261ZM189 182H190V181H189ZM191 182H193V184H194V181H191ZM191 182H190V183H191ZM198 182H199V181H198ZM202 182H203V181H202ZM202 182H200L201 185H202ZM212 182H211V183H212ZM223 182H224V183H223ZM235 182H236V181H235ZM242 182H243V181H242ZM263 182H264V181H263ZM263 182H262L261 184H263ZM203 183H204V182H203ZM213 183H214V182H213ZM220 183H221V184H220ZM222 183H223V184H222ZM227 183H228V181H227ZM248 183H249V182H248ZM250 183H252V181H251ZM196 184H198V183H196ZM217 184H218V185H217ZM230 184H231V183H230ZM233 184H235V183H233ZM241 184H242V183H241ZM241 184H240V186H241ZM257 184H259L258 181H257ZM257 184H256V185H257ZM191 185H192V183H191ZM209 185H210V184H209ZM211 185H212V184H211ZM243 185H246V186H247V184H243ZM263 185H264V184H263ZM186 186H187V185H186ZM206 186H208V185H206ZM206 186H205V187H206ZM236 186H237V184H236ZM250 186H252V185H250ZM260 186H261V185H260ZM199 187H200V186H199ZM203 187H204V184H203ZM203 187H202V188H203ZM211 187L214 188L213 185H212ZM187 188H188V186H187ZM200 188H201V187H200ZM209 188H210V187H209ZM245 188H246V187L243 186L242 194H243V190H244ZM248 188H249V187H248ZM248 188H247V189H248ZM251 188H252V187H250V189H251ZM253 188H254V187H253ZM253 188H252V191L254 190ZM256 188H257V187H256ZM261 188L264 189V186H262ZM184 189H185V188H184ZM188 189H190V187H189ZM191 189H193V187H192ZM205 189H207V188H205ZM205 189H204V190H205ZM238 189H240V188H238ZM247 189H246V190H247ZM259 189H260V187H259ZM262 189H261V191H262ZM164 190H165V189H164ZM186 190H187V189H186ZM193 190H194V189H193ZM193 190L191 191V194H190L189 192H184V193H186V195H189V194H190V195L192 196V192H193ZM197 190L199 191L200 189L197 188ZM216 190H215V191H216ZM161 191H162V189H161ZM184 191H185V190H184ZM202 191H203V190H202ZM207 191H208V190H206V193H207ZM210 191H211V190H209L208 192H210ZM213 191H214V190H213ZM235 191H231V193H232V192H233V193H232V194H229L228 197H230V198L233 197V198H234V197H235V194H236ZM247 191L249 192V195H250V194H251V193H250V190H247ZM247 191L244 190V193H245V192L247 193ZM252 191H251V192H252ZM254 191H255V190H254ZM256 191H258V189H257ZM169 192H170V191H169ZM169 192H168V193H169ZM182 192H183V191H181V193H182ZM194 192H195V191H194ZM194 192H193V196H194ZM200 192H201V190H200ZM203 192H204V191H203ZM263 192H264V191H263ZM163 193H164V192H163ZM188 193H189V194H188ZM214 193H215V192H214ZM246 193H245V194H246ZM252 193H253V192H252ZM258 193H260V190L258 191ZM258 193L256 192V195H257ZM174 194H175V193H174ZM182 194H183V193H182ZM182 194H181V195H182ZM197 194H198V193H197ZM199 194H200V193H199ZM209 194H210V193H209ZM227 194H228V193H227ZM227 194H226V195H227ZM240 194H241V193H240ZM253 194L255 195V193H253ZM169 195L171 196V194H168V197H169ZM183 195H184V194H183ZM203 195H204V194H203ZM206 195H207V194H206ZM211 195H214V196L216 197V195L218 196L219 194H217V192H216V195H215V194H211ZM222 195H221V196H222ZM246 195H248V193H247ZM249 195L247 196V198H245L246 200H247V199L250 200V198H251V199L253 198V197H250ZM259 195H260V194H259ZM259 195H257L256 197H258ZM262 195L264 196V193H263V194L261 193L260 197H261ZM161 196H163V195H161ZM176 196H177V195H176ZM179 196H180V195H179ZM179 196H178V197H179ZM184 196H185V195H184ZM214 196H211V197H214ZM221 196H220L219 198H221ZM263 196H262V197H263ZM178 197H177V198H178ZM196 197H197V195H196ZM196 197H194V198H196ZM209 197H210V196H209ZM236 197H238V196H236ZM242 197H245V196L243 195ZM254 197H255V196H254ZM262 197H261V198H262ZM169 198H170V197H169ZM198 198H200V197H198ZM225 198H226V197H225ZM225 198H224V199H225ZM233 198H232L231 200H234V199H235V198H234V199H233ZM239 198H240V196H239ZM172 199H173V198H172ZM172 199L170 198V200H172ZM175 199H176V198H175ZM213 199H214V198H213ZM222 199H223V198H222ZM237 199H238V198H237ZM237 199H236V200H237ZM258 199L260 200V198H258ZM258 199H257V200H258ZM168 200H169V199H168ZM214 200H215V199H214ZM226 200H227V199H226ZM226 200H225V201H226ZM231 200H230V201H231ZM236 200H235V201H236ZM241 200H244V199H241ZM249 200H248L247 202L244 200V202H245V203H250V202L252 201V200H251V201L249 202ZM263 200H264V199H263ZM263 200H262V201H263ZM219 201H221V200L219 199ZM235 201H234V202H235ZM237 201L239 202L240 200L238 199ZM254 201H255V200H254ZM260 201H261V200H260ZM214 202H215V201H214ZM214 202H213V203H214ZM232 202H233V201H232ZM252 202H253V201H252ZM215 203H216V202H215ZM220 203H221V205H222L223 201L220 202ZM224 203H225V202H224ZM228 203H229V202H228ZM230 203H231V202H230ZM233 204H234V203H233ZM235 204H236V203H235ZM235 204H234V205H235ZM243 204H244V203H243V201H242V204H241V205H243ZM216 205H217V203H216ZM221 205L219 206V212H220V207H221ZM228 205H229V204H228ZM232 206H233V205H232ZM235 206H236V205H235ZM237 206H238V205H237ZM222 207H224V206L222 205ZM229 207H231V206H229ZM233 207H234V206H233ZM243 207H244V205H243ZM243 207H241V209H240L242 212H243V210H242ZM227 208H228V207H227ZM235 208H237V207H235ZM216 209H217V207H216ZM223 209H226V207L222 208V210H223ZM230 209H231V208H230ZM243 209H244V208H243ZM232 210H233V209H232ZM235 211H238V208L235 209ZM222 212L224 213V210H223ZM222 212H220V213H222ZM228 212H229V210H228ZM242 212H241V213H242ZM245 212H246V210L244 211V213H245ZM217 213H218V212H217ZM220 213H219V214H220ZM223 213H222V214H223ZM238 213H239V212H238ZM247 213H250V212L247 211ZM247 213H246L245 215H248ZM219 214H218V215H219ZM222 214H221V215H222ZM224 214H226V212H225ZM231 214H232V213H231ZM233 214H237V213H233ZM221 215H219V216H221ZM226 215L228 216V214H226ZM242 215H243V214H242ZM245 215H244V216H245ZM251 215H252V214H251ZM216 216H217V215H216ZM240 216H241V214H240ZM217 217H218V216H217ZM222 217H224V215H223ZM237 217H238V216H237ZM7 218H8V217H7ZM228 218H229V217H228ZM230 218H231V217H230ZM230 218H229V219H230ZM234 218H235V217H234ZM234 218H233V219H234ZM246 218H248V217H246ZM249 218H250V216H249ZM231 219H232V218H231ZM240 219H241V217H240ZM250 219H251V218H250ZM6 220L8 221L9 219H6ZM225 220H228V219L226 218ZM225 220H224V221H225ZM4 221H5V219H4ZM222 221H223V220H222ZM224 221L222 222L221 227L224 226V225H223ZM236 221H237V219H236ZM240 221H241V220H240ZM240 221H237V222H240ZM243 221H246L247 224H246V223L244 224ZM247 221H251V220H245V219L242 220L243 225H246V226H247L249 223H250V224H253V222H252V223H251V222L248 223ZM253 221H254V220H253ZM226 223H227V221H226ZM234 223H235V221H234ZM234 223L232 222V225H233ZM256 223H257V222L255 221V223H254L253 225H255ZM224 224H225V223H224ZM229 224H230V223H229ZM236 224H239V223H236ZM243 225H242V226H243ZM227 226H228V225H227ZM236 226H237V225H236ZM246 226H245V227H246ZM249 226H251V225H249ZM228 227H229V226H228ZM239 227H240V226H239ZM239 227L237 226V227H236L237 229H236V228L233 226V228H235L236 231H238V228H239ZM256 227L259 228L260 226H256ZM242 228H243V227H242ZM242 228H240V229H242ZM247 228H248V227H247ZM247 228H246V229H247ZM249 228H250V227H249ZM249 228H248V229H249ZM222 229L224 230V227L221 228V230H222ZM228 229H229V228H228ZM246 229H244V230L247 231ZM242 230H243V229H242ZM244 230H243V232H244ZM255 230L257 231V229H255ZM260 230H261V228H260L258 231H260ZM224 231H225V230H224ZM226 231H227V230H226ZM239 231H240V230H239ZM239 231H238V232H239ZM250 231H251V230L249 229V233H248V231H247V234H250V233H251ZM238 232H237V233H238ZM241 233H242V232H241ZM244 233H245V232H244ZM255 233H258V232H255ZM239 234H240V232H239ZM253 234H254V233H253ZM249 236H251V234H250ZM4 247H5V246H4ZM1 248H2V247H1ZM5 248H6V247H5ZM13 248H14V250H16L15 247H13ZM11 250H12V249H11ZM8 251H9V250H8ZM4 252H5V249H4ZM15 252H16V251H15ZM2 254H4V253H2ZM5 255H6V254H5ZM3 256H4V255H1V257H3ZM9 256H10V255H9ZM9 256H7L8 259L11 258V257H9ZM14 256H17V254L14 255ZM14 256H13V257H14ZM8 259H7V260L5 259V263H6V264H7L6 261H9L10 264H11V263L14 264V263L17 262V261H16L17 259L15 260V258H13V259L15 260L14 263L12 262V258H11V261L8 260ZM1 260H2V259H1ZM1 260H0V261H1ZM3 262H4V259H3V261H1V264H2ZM3 264H4V263H3ZM8 264H9V263H8Z\"/></svg>","mask_w":264,"mask_h":264}]
</instances>
